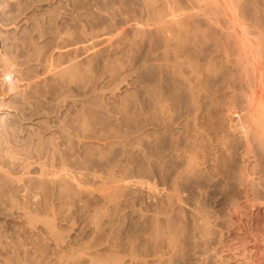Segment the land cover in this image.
<instances>
[{
	"label": "rangeland",
	"instance_id": "obj_1",
	"mask_svg": "<svg viewBox=\"0 0 264 264\" xmlns=\"http://www.w3.org/2000/svg\"><path fill=\"white\" fill-rule=\"evenodd\" d=\"M11 1V2H10ZM16 1H18V0H16ZM16 1H14V0H2V2H4L5 4H8V7L10 8V9H12V11H13V16H15L16 18V20L15 21H18V20H22L23 18H25V19H29V20H26V22H25V24H22L21 26H19V27H17V29H16V26L14 25V24H10V25H7V26H2L1 28L2 29H4V30H7V31H10V32H12L13 33V36H15L16 37V41L20 44V42H22L23 43V41H25L26 40V42H24L23 44H25L24 45V52H25V50H27L26 52H25V54H24V56H23V58H21V60L23 61V60H26L27 61V63H28V66H31L32 67V65H33V67L31 68V69H33L32 71H33V73L34 74H36V76H37V79L39 80V87H38V92H37V95H39V96H36V97H31L30 99H34V100H31L30 101V99H29V102L28 103H31V105H28L27 106V108H25V110L23 111V113H21L20 111H16L17 112V116H14L13 117V119H11L13 122H14V128H16L17 129V131H20L19 132V137H21V138H23V137H27V135H26V132H25V130L23 131V128L24 129H26L27 127H29V126H31L32 124H33V122L36 124V123H38V125L43 129V131H46V132H44V137H46L47 139H49L50 137H51V135H52V138L54 139V141L56 140V141H58L57 143L59 144L58 145V147H59V149L60 150H62V149H67V147H69L68 148V150H72L71 152H73L76 156H78V157H80V159L83 157L84 158V160H83V158L81 159V161H82V166H83V172L84 171H86L87 172V174L85 173V175H84V177L87 179H85L84 177V183H83V185H84V187H85V185H88V187H86L85 189H88L89 191H90V187H91V191L93 190V188L95 189V190H97V191H95V190H93L92 192L90 191V195L88 194V192L85 190V192H83V194H81L80 195V193H79V195L81 196H78L77 195V197H75V193H72V194H70L71 195V199H70V196H69V202H71L70 204H67V203H69V202H67L68 201V199L66 198V199H64V201H62V200H60L59 201V203H64L65 202V200H66V203L64 204V206H63V204L61 203V208L62 207H64V208H62L63 209V211L61 210V208H59L58 209V205H59V207H60V204H57L58 202L56 201V200H54V201H56V202H54V201H52V203H55V204H53L54 205V207H53V205H51L52 207H53V211H52V213L49 211V210H51L50 208H51V206H49L50 205V201L49 202H47V203H43L44 204V206H43V204L41 205V207H42V210L40 211L39 210V217L37 216L36 218H38L39 220L41 219V217L40 216H42L41 214L43 213V215L44 216H46L45 218H47V219H45L44 218V220H48V221H46V223L48 222V223H51L49 220H51V219H53V220H51L52 222L54 221L55 222V216H56V225L54 226L55 227V229H56V227L58 228V229H56V231H53V230H51V231H53V232H56V233H58V234H56V233H54V234H56L57 236H58V239H59V241L58 242H60V243H62V239L64 240L63 241V244L60 246V250H59V248L58 249H55L54 248V240L56 241V238L57 237H53L54 238V240L51 238V236H49V235H51V231H50V233H48L49 231H48V229L49 228H51L53 225H54V223H53V225H51V226H49L48 225V227H47V229H46V226H42V224H44L45 222H43L44 220H43V218H42V222L40 223V222H37V223H35L36 224V226L34 225V223H33V226L32 227H30L31 229V231H33V233H35L38 229L40 230V232H39V230L37 231V232H39V233H37V237H39L40 235V240H42V243L44 242V244H42L41 242H40V240L38 239L37 241L36 240H33V242L35 241V243H33V242H30V239L28 240V236H27V234L28 233H23V235H22V232H20V233H18L19 231H16V229H14L16 226H19V223H21L22 224V222H23V220L20 218L19 219V213L18 212H16L15 211V209L13 210V209H11V207H9L8 205H7V203H6V206H5V204H0L1 206H0V233H1V236H0V249H2V247L4 246L5 248H3L2 250H0L1 252H0V254L1 255H5V256H11L12 254H10V253H12L13 251V254L14 255H16L15 257H14V255L13 256H11L12 258L10 259L9 257H8V259H9V261L10 260H12V259H16L17 258V256L19 257H22V256H24V254L23 253H25L26 252V254H28V255H26L25 254V256L23 257V258H21V259H19V258H17L16 259V262H14L15 260H13V261H11V263H6L7 262V260H5L7 257H3V256H1L0 255V259H2V261H4L5 263H3L1 260V262H0V264L2 263V264H35L36 262H38V263H36V264H39V262L40 263H42V264H46V263H44V259H45V262H47V264L49 263V264H54V261H52V260H54V257H55V255H54V251H55V253L57 252L56 250H58V251H66L67 250V252L69 251V249L67 248L69 245H71L72 243H73V245H71V246H69V247H72V249L74 248L75 249V247H76V249H79L80 247V249H84V248H82V243L83 242H85V244L86 243H88V245H90V243L93 241L92 239L94 238V236L95 235H97V236H95V238H94V240L96 241V243H98L99 242V239H98V237H100V235L102 234L101 233V231L103 232V230L104 231H106L107 230V232H111V234H116V235H119L120 237H123L124 236V239L125 240H127L128 238H136V240L137 241H139V240H143V238H148L149 236H150V238H154V236L156 235V232H158V235L159 236H161L162 235V233H161V231L159 232V231H156L155 230V228H154V224L152 223L153 222V220H151L152 218H154V212L155 211H157L158 212V210H160L161 212H158V214H160V215H158V216H162L161 218H168V220H167V225L169 226L170 225V227H171V224L173 225V227H178V225H177V223H178V221H179V219L181 220V218H182V220L184 219V222H185V228H186V232L184 231L183 232V234L184 233H186V234H184V236H183V234H182V238H181V234L180 235H175V241L177 240L178 242H176V243H178L177 245H180V243H182L181 244V246H179L178 248H179V250H176V251H174V252H172V251H168V249L166 250V252H168V253H166L164 256H162V263L163 264H254V263H256V264H264V205L263 204H261V202H259L260 200H261V196L259 197L258 195V191L257 190H261V186H264V156L263 155H261L260 153H258L255 149L253 150V147L251 148V150L252 151H254V152H251L248 156H246L245 158H246V160H248L247 162H245L246 164H247V168H248V170H250L252 167V172H254V175H256V176H254V175H252V176H254L253 178H251L252 176H250V178L248 177V179H244V184H246L247 183V180L249 181V184H248V186L247 187H245L247 190H244L245 188L244 187H240V189H239V193H241L240 191H242V193L241 194H239V193H237L238 194V196H239V198H238V196L236 197L237 198V200H235V201H233L232 203L230 202V201H228L226 198H224V199H226V200H224L223 198H222V196L221 195H219V193H218V191H217V187L216 188H212V187H214V185L216 184V183H220V185L222 184V182H224L223 180H222V177L220 176V178H215L214 176H213V174H214V172H212V170L209 168V166H208V162H207V160H205V159H203V158H199V159H203L204 160V162H203V160H199L198 159V163H200L199 161H201V163L200 164H197L198 166H200V167H202V168H199L201 171H200V173H199V171H197V173H199L198 174V177L199 178H197V179H199L198 181H196L195 179H196V177H197V173L196 174H194V175H190V177L189 176H186V177H184V179H183V176H181L182 175V172H184V164H182V162H183V157H182V153H183V150H184V144L186 143V140H180L181 139V136H182V134H181V132L182 133H185V134H187V133H198L199 132V134H200V136L198 135V140H197V146L199 145V144H202V149L201 148H199V153L201 154L202 153V151H206V150H208V148H210V146L208 147V148H206L205 146H203V142L205 141V140H208L209 138H215V139H213V140H216V138L218 139V137L220 138H222V139H219L220 141H216L217 142V144H215V145H217V146H219V145H221V146H219V147H217V148H225L226 146H228L227 144H231V145H233V143H235L233 146H240L239 144H238V142H237V140H235L236 138L237 139H241L240 140V142L242 143L243 141H244V139H242V138H240L239 137V133L238 132H241V131H239V130H241L242 128L241 127H244V125L246 126L248 123H249V120H247V119H249V116H248V114L244 111V110H242V105L241 104H243L242 102V97L241 96H239V94H237V93H241V87H240V84L238 83L239 81H238V79H235V80H233L234 82H236L237 81V83H233V87L231 88L233 91H235L236 90V92H233L231 89V93L233 94L234 93V95H236L235 97H234V95H233V97H232V107H226L227 106V103L228 102H226V100L228 99H224L223 101H221V103H219V105H218V107H220V108H217V109H212V108H210L209 107V105H203L202 106V108H201V110H202V112H201V110H200V112L198 111V122H197V128L196 127H194V125L192 126V124H193V120H192V116H191V118H190V113L193 115L194 114V112L192 113V112H190L189 111V113L188 112H185V111H187L186 109H185V107H186V103L185 104H183V102H178L177 103V106L178 107H176L175 108V110H174V112H173V116H174V118L176 117L177 118V116H178V120L176 119V121H175V125H172L171 124V127H170V124H164L163 122H164V120H163V118L162 117H160L161 115L160 114H158V112L157 111H155V110H153V109H151L149 106H150V93H147V92H149L150 90V86L151 85H157V84H159L160 83V78L162 77L161 75H160V68H158V67H156L159 63H152V62H159V61H157L158 60V52L157 51H155V49L157 50V47L156 46H158V44L156 43V39H154V41L152 40L151 41V39L153 38H151L150 39V36L147 34L146 35V33H142L141 32V30L143 31V30H145L146 28V26H149L148 25V23L151 21V20H147L148 18H150V16L148 15L149 13H147V11H148V9H147V7H146V1L147 0H142V2L140 1V0H138L139 2H140V4H139V2H137V0H73V2H72V0H62V2H61V0H19L18 2H16ZM27 1H28V4H27ZM32 1V2H31ZM82 1V2H81ZM107 1V2H106ZM120 3H119V2ZM149 1V0H148ZM147 1V2H148ZM167 2H169V1H171V5H173V6H175V1H177V0H166ZM173 1V2H172ZM181 3H178V1H177V6L178 7H180L181 9H182V7L181 6H179L180 4H182V6H183V8H185V9H187V7H188V4L189 3H191V0H179ZM233 1V0H232ZM237 1H240V4H238L237 3ZM245 0H234L233 2H234V4H235V6H236V8H237V10L239 9V11L241 12V13H239L238 11V14L240 15H242L243 14V16L241 17V15H240V18H242L241 19V22L244 24V26H246V27H249L252 31H256V30H258L259 31V34H258V31H256V32H254V34H253V37H255V36H258V35H261V36H263L261 33L263 32L262 31V28H264V0H248V1H246L247 3H245L244 2ZM257 1V2H256ZM263 1V2H262ZM44 2V3H43ZM93 2V3H92ZM102 2V3H101ZM104 2H105V4H104ZM189 2V3H188ZM242 2V3H241ZM245 4H244V3ZM249 2H250V4H249ZM262 2V3H261ZM17 3V4H16ZM33 3V4H32ZM34 3H35V5H34ZM39 3V4H38ZM61 3V4H60ZM74 3H75V5H74ZM107 3V4H106ZM112 3L114 4L112 7H111V5H112ZM144 4V6H143V4ZM172 3H174V4H172ZM184 3V4H183ZM236 3L238 4V5H236ZM47 4V5H46ZM66 4V5H65ZM76 4H78V5H76ZM137 4V5H136ZM142 4V5H141ZM186 4V5H185ZM250 5V7H249V5ZM252 4L255 6V5H257V6H255V7H252ZM19 5V6H18ZM21 5H22V7H21ZM24 5L26 6V5H28V6H26V7H24ZM57 5V6H56ZM63 5H64V7H63ZM106 5V6H105ZM107 5H109V7H107ZM120 7H119V6ZM122 5V6H121ZM239 5H240V7H239ZM244 5V6H243ZM263 6V8L262 7H260V6ZM31 6V7H30ZM72 6H73V8H72ZM140 6H142L141 7V9H143L144 11H146V12H142L141 11V9H140ZM241 6H243V8L241 7ZM18 7V8H17ZM24 7V8H23ZM39 7V8H38ZM71 7V8H70ZM89 7V8H88ZM93 7V8H92ZM105 7H107V9H114L113 11L115 12L116 10V14L114 15V14H112V10H107ZM114 7V8H113ZM118 7V8H117ZM22 8V9H21ZM31 8V9H30ZM32 8H33V10H35V11H33L32 10ZM36 8H37V10H36ZM45 8H46V10H45ZM85 8H87V9H85ZM103 8H105V9H103ZM121 8V9H120ZM147 10H146V9ZM241 8V9H240ZM248 10H247V9ZM254 8H256V9H254ZM257 8H259V12L257 11V12H255V10H257ZM18 11H17V10ZM27 9V10H26ZM29 9V10H28ZM39 9V10H38ZM48 9V10H47ZM57 9V10H56ZM92 9V10H91ZM252 9V10H251ZM263 9V10H262ZM45 10V11H44ZM61 10V11H60ZM103 10H106V11H103ZM135 10H136V12H135ZM250 10V11H249ZM20 11V12H19ZM28 11H29V13H28ZM46 11H48V12H46ZM51 11V12H50ZM64 11V12H63ZM81 11V12H80ZM98 13H97V12ZM101 11L103 12V15H102V13H101ZM107 11H109V12H107ZM245 11V12H244ZM249 11V12H248ZM254 11V13H252ZM261 11H263V12H261ZM14 12H15V15H14ZM37 12V13H36ZM62 12V13H61ZM67 12V13H66ZM100 12V13H99ZM123 12V13H122ZM244 12V13H243ZM260 12H261V14H260ZM24 13V14H23ZM27 13V14H26ZM33 13H34V15H33ZM41 13H43L42 15H41ZM45 13V14H44ZM53 13V14H52ZM64 13V16L63 15H61V14H63ZM74 13H75V15H74ZM96 13H97V15H96ZM107 13H109V14H107ZM121 13V14H120ZM142 13V14H141ZM144 13V14H143ZM247 13V14H246ZM257 13H259L260 15H262V16H260V18L262 17L263 19H260L262 22L260 23L259 21H258V19H259V14H257ZM47 14H49V15H47ZM68 14V15H67ZM98 14H101L100 16H102V17H99V19H98ZM105 14H107V15H109L110 16V18H112L111 20L109 19V16H107V15H105ZM111 14H112V17H111ZM117 14H119V15H117ZM122 14H124L125 15V17H124V15H122ZM128 14V15H127ZM148 16H147V15ZM252 14V15H251ZM257 14V16L255 17L254 15H256ZM17 15V16H16ZM22 15H24V16H22ZM27 15V16H26ZM51 15V16H50ZM52 15H54V16H52ZM66 15H67V17H66ZM70 15V16H69ZM93 15V16H92ZM141 15H143L142 17H141ZM250 15V16H249ZM20 18H19V17ZM47 16V17H46ZM62 16V17H61ZM94 16H96L95 18H94ZM104 16L106 17L107 16V18H104ZM114 16L117 18L116 20H114ZM120 16H123V17H120ZM146 16H147V18H146ZM246 16V17H245ZM249 16V17H248ZM28 17H31V18H28ZM35 17V18H34ZM38 17H39V19H38ZM41 17H43V18H41ZM49 17V18H48ZM51 17H53V18H51ZM57 17H58V20H56L57 19ZM65 17H66V19H65ZM71 17V18H70ZM93 17V18H92ZM34 18V19H33ZM47 20H46V19ZM51 18V19H50ZM76 18V19H75ZM101 18V19H100ZM123 20H121V19ZM125 18V19H124ZM128 18V20H126ZM139 19V21H142V24L139 22V24H138V22H136V21H138V20H136V19ZM147 20H145V19ZM243 18L245 19L244 21H243ZM248 18V19H247ZM255 18H257L256 19V22H255V20H253V19ZM30 19H32V20H30ZM40 19H43V21H40ZM62 19H64L63 20V22L61 21ZM90 19H91V22H90ZM97 19V20H96ZM103 19V20H102ZM105 19V20H104ZM251 19V20H250ZM34 20H36L35 22H34ZM38 20V21H37ZM48 20H49V22H51L52 21V23H48ZM72 22H71V21ZM81 22H80V21ZM102 20V21H101ZM111 22H110V21ZM113 20L114 21H116V22H114L113 23ZM129 20H133V22L132 21H130L129 22ZM135 20V21H134ZM31 21V22H30ZM56 21V22H55ZM67 22V24L69 25V27H68V29H67V24L65 23V22ZM70 21V22H69ZM73 21H75V22H73ZM104 21H106V22H104ZM107 21H109V23H110V25H107V27H110L111 25H112V27H110V28H106V23H107ZM126 21V22H125ZM127 21H128V24H130L129 26L128 25H126V23H127ZM144 21H146V22H148L147 24H146V22H144ZM252 21V22H251ZM257 21H258V23H257ZM60 22H62V23H60ZM89 22V23H88ZM94 22V23H93ZM104 22V23H103ZM125 23V25H124V23ZM132 22V23H131ZM134 22H136V25L135 24H133ZM143 22H144V24H146V26H144V24H143ZM152 22V21H151ZM150 22V23H151ZM248 23V24H246V23ZM254 22V23H253ZM36 23V24H35ZM38 23H39V25H38ZM43 23V24H42ZM46 23V24H45ZM53 23H54V25H53ZM55 23H56V25H55ZM59 23V24H58ZM70 23H73L72 25H70ZM76 23V24H75ZM78 23H79V26H78ZM112 23V24H111ZM149 23V24H150ZM256 23H257V27H256ZM260 23V24H259ZM51 24V25H50ZM61 24V25H60ZM93 24V25H92ZM96 24V25H95ZM114 24V25H113ZM255 24V25H254ZM53 25V26H52ZM58 25H59V28L61 27V26H63V27H61L60 29L58 28ZM76 25V26H75ZM82 25V26H81ZM86 25V26H85ZM124 25V26H123ZM134 25V26H133ZM140 25H143V26H141V27H143L142 29L141 28H139L140 27ZM254 25V26H253ZM258 25L259 26H261L262 25V28H260V27H258ZM8 26H10L11 28H8ZM14 26V27H13ZM38 26H40V27H38ZM42 26H43V28H42ZM45 26V27H44ZM48 26V27H47ZM51 26V27H50ZM55 26H56V29H57V31H56V29L55 30H52L51 32H49L51 29H54L55 28ZM65 26V27H64ZM71 26V27H70ZM84 26V27H83ZM90 26V27H89ZM97 26V27H96ZM99 26V27H98ZM119 26V27H118ZM131 26H132V28H131ZM135 26H137L136 27V29H133ZM253 26V27H252ZM7 27V28H6ZM37 27V28H36ZM77 27V28H76ZM83 27V28H82ZM254 29H256V30H253L252 28ZM26 28V29H25ZM39 28H41L39 31H38V29ZM62 28H64V29H62ZM71 28H73V30L71 29ZM85 28V29H84ZM100 28H101V30H102V32H101V30H100ZM104 28H106V29H109V30H106V29H104ZM111 28H112V30L114 29V31L112 32L111 31ZM119 28V29H118ZM121 28H124V29H126V30H122L121 31ZM131 28V29H130ZM137 28H139V30L137 29ZM258 28H260V29H258ZM13 29V30H12ZM36 29V30H35ZM43 29V30H42ZM65 29L67 30V31H65ZM115 29H116V31H115ZM72 32H71V31ZM81 30V31H80ZM86 30V31H85ZM89 30V31H88ZM91 30H92V32H91ZM98 30V31H97ZM103 30H104V32H103ZM117 30H118V32L120 33V32H122L121 34H125V37L127 38V37H132V38H130L131 39V41L132 40H136V38H135V33H133V32H138V33H136V36L137 35H139V31H140V34H141V36L139 35V37H141L142 38V40L139 38V40H134L135 41V43H137V45L135 44V43H133V41L131 42H127V43H129V44H126V42H123V40H124V35H123V40L121 41L120 39H119V37L122 39V35L121 34H119L118 32H117ZM120 30V31H119ZM134 30V31H133ZM135 30H137V31H135ZM40 31H42L43 33V35H40L41 34V32ZM55 31V32H54ZM59 31V32H58ZM64 31L65 32H68V35H67V33H64ZM70 31V32H69ZM74 31V32H73ZM76 31V32H75ZM83 31V32H82ZM93 31H94V33L96 34V36H94V33H93ZM97 31V32H96ZM110 31H111V33H114V34H111L110 33ZM126 33H125V32ZM28 32V33H27ZM32 32H34L33 34H32ZM36 32V33H35ZM38 32H40V34L38 33ZM116 32V33H115ZM46 33V34H45ZM54 33H56L55 35H51V34H54ZM59 33V34H58ZM74 33V34H73ZM81 33V34H80ZM84 33V34H83ZM91 35H90V34ZM92 33H93V35H92ZM97 33H98V36H97ZM118 33V34H117ZM18 34V35H17ZM26 34V35H25ZM60 34H61V36H60ZM67 35V37H66V35ZM78 36H77V35ZM116 34H117V36H118V38H117V40L116 39H114V37H116ZM127 34V35H126ZM132 34V35H131ZM133 34H134V37H133ZM258 34V35H257ZM31 35V36H30ZM44 35H46V36H48V38L47 37H45V38H43L44 37ZM63 35H65V36H63ZM77 37H75V36ZM81 35V36H80ZM129 35V36H128ZM146 35V38L144 37ZM19 36V37H18ZM26 36V37H25ZM30 36V37H29ZM40 36H42V37H40ZM69 36V37H68ZM70 36H72V37H70ZM87 36V37H86ZM92 36V38H90ZM99 36H100V38H101V41H100V38H99ZM107 36V37H106ZM110 36V37H109ZM111 36H113V37H111ZM144 38H143V37ZM147 36H148V38H147ZM25 37V38H24ZM40 37V38H39ZM56 37H57V40H56ZM62 37V38H61ZM94 37H95V39H94ZM97 37V38H96ZM104 38V40H103V38ZM264 37V36H263ZM260 38V36H259V38L260 39H264V38ZM23 38V39H22ZM40 39V41L38 42V40L37 39ZM42 38V39H41ZM61 38V39H60ZM65 38H67V39H64ZM68 38H69V40H68ZM72 38H74L75 39V41L76 42H74V44H73V41H74V39L72 40ZM83 38V39H82ZM105 38H109V40H107V39H105ZM126 38H125V40H126ZM128 38V39H129ZM258 38V37H257ZM21 39V40H20ZM63 40V41H66L65 42V45H64V42L62 43L61 41H58V40ZM78 39H80V41H77ZM92 39V41H90ZM115 41H114V40ZM119 39V40H118ZM150 39V40H149ZM42 40H44V41H42ZM72 40V41H71ZM81 40H83V42L81 41ZM87 40V41H86ZM93 40H94V42H93ZM111 40H113V42L111 41ZM124 40V41H125ZM149 40V41H148ZM10 41L12 42V41H14V39H10ZM106 42L107 41V43H110V41L112 42V44L110 43V45L109 44H107V43H105L104 44V42ZM116 41H118V42H116ZM119 41H121L120 42V44H123V45H125V47L123 48V46L121 45V49H120V51L118 52V48H120V44H119ZM127 41H129V40H127ZM150 41L152 42V43H150ZM158 41V40H157ZM259 41H262V43H264L263 42V40H259ZM36 42V43H35ZM42 42V43H41ZM50 44H49V43ZM54 42V43H53ZM56 42V43H55ZM63 45H61L60 43ZM68 42V43H67ZM70 42V43H69ZM80 42V43H79ZM85 42H86V44H85ZM103 42V43H102ZM123 42V43H122ZM141 42V43H140ZM143 42V43H142ZM28 43V44H27ZM29 43H31V44H29ZM32 43H34V44H32ZM46 43H48L47 45H46ZM83 43L85 44V45H83ZM88 43V44H87ZM97 43V44H96ZM117 43V44H116ZM130 43L132 44V49L133 50H130L131 49V46H129L130 45ZM152 45H154L155 43V45H154V48H153V45L151 46L150 44ZM261 43V42H260ZM41 45V47H43V48H41L40 47V45ZM53 44V45H52ZM70 44V45H69ZM75 45V47H76V49H75V47L73 46V45ZM78 44V45H77ZM81 44V45H80ZM92 44H95V45H92ZM103 44V45H102ZM117 45V46H119V47H117V46H115V45ZM148 44V45H147ZM29 45V46H28ZM38 45V47H36ZM44 45V46H43ZM46 45V46H45ZM52 45V47H49V46H51ZM58 45V46H57ZM82 45H83V47H82ZM135 45L136 46H138V47H136V49H134L135 48ZM151 47H150V46ZM27 46H28V48H27ZM33 46V47H32ZM35 46V47H34ZM54 46H56V47H54ZM59 46L60 47H62V48H59ZM72 46H73V48H72ZM78 46V47H77ZM86 46V48H84ZM104 46V47H103ZM112 46H114V48H111ZM133 46H134V48H133ZM30 47V48H29ZM53 47H54V49H53ZM69 49H67V48ZM70 47H71V49L72 50H70ZM88 47V48H87ZM95 47V48H94ZM107 47V48H106ZM129 47V48H128ZM156 47V48H155ZM27 48V49H26ZM32 48H34L33 50H32ZM40 48V49H39ZM67 49V52H66V49ZM77 48H78V50H77ZM111 50H110V49ZM126 48H128V49H126ZM153 48V49H152ZM263 48H264V45H263ZM42 49H43V52H41L42 51ZM48 49V50H47ZM55 49H57V52L59 51V50H62V49H64V50H62L63 52H61V51H59L58 52V54H57V52H56V50ZM59 49V50H58ZM74 49V50H73ZM88 49V50H87ZM96 49H98L97 51H96ZM114 49H115V51H114ZM118 49V50H117ZM122 49H123V52H122ZM152 49V50H151ZM35 50H38V51H40L41 53V55L39 54V57H36V54H38L37 53V51H35ZM51 50V51H50ZM55 50V51H54ZM81 50V51H80ZM85 50V51H84ZM101 50H106V51H101ZM146 50H148V51H146ZM54 51V52H53ZM69 51V52H68ZM84 51V52H83ZM127 53H125V52ZM132 53H131V52ZM150 51V52H149ZM27 52H29V53H27ZM45 52H47V53H45ZM48 52H50V53H52L51 55H50V53H48ZM60 52H61V54H60ZM71 52V53H70ZM74 52H76V53H74ZM99 52V53H98ZM107 52H109V53H107ZM114 52V53H113ZM134 52H135V54H134ZM148 52V53H147ZM151 52H152V54H156L157 56H154V55H151ZM155 52V53H154ZM263 52H264V49H263ZM43 53V54H42ZM64 54V56H63V54ZM84 53H86L85 54V56H84ZM88 53V54H87ZM94 53V54H93ZM111 53H112V55H111ZM117 53V54H116ZM129 53H130V55H129ZM28 55V57L31 59V60H29L28 59V57H27V55ZM32 54V55H31ZM71 54V55H70ZM74 54H76V55H78L77 57H76V55H74ZM133 54V55H132ZM47 55H48V57H47ZM60 56V57H58V58H56L57 56ZM73 55H74V57H76L74 60L72 59V57H73ZM100 55V56H99ZM111 55V56H110ZM119 55H121V59H118V58H116V57H118ZM33 58H32V57ZM42 56V57H41ZM49 56H51V57H49ZM52 56H54V57H52ZM92 56V57H91ZM94 56H95V58H94ZM98 56V57H97ZM111 58H110V57ZM124 56V57H123ZM126 56V57H125ZM24 57L26 58V59H24ZM134 59H133V58ZM136 57V58H135ZM153 57V58H152ZM51 58V59H50ZM55 58V59H54ZM68 58H69V60H68ZM71 58V59H70ZM80 58V59H79ZM85 58H88V59H86L87 61L89 60V62H87V61H85ZM102 58V59H101ZM117 60H116V59ZM123 58V59H122ZM155 58H156V60H155ZM38 61H37V60ZM58 59H60V60H58ZM79 59V60H78ZM105 59H107V60H105ZM111 59H113V63H111L112 61H111ZM149 59V60H148ZM47 60H48V63H47V65H46V67H47V69H50L54 64H56V67H57V69H55V70H57V74H56V76H55V78H54V76H53V78H51L52 76V74L51 73H53L54 74V72H52L53 70L51 69L50 71L48 70V73L46 72L47 71V69H45V72L43 71V72H41L42 70H43V68H46L45 66H44V63H46L47 62ZM51 60V61H50ZM54 62H53V61ZM56 60H57V62H58V64L56 63ZM64 60H66V61H64ZM70 60H72L71 61V64L69 63L70 62ZM76 60V61H75ZM94 60V61H93ZM116 60V61H115ZM119 60H120V63L121 62H125L124 64H120L121 66L123 65L124 67H121V66H118L119 65V63H117V62H119ZM130 60V61H129ZM144 60V61H143ZM150 60L152 61V62H150ZM30 61V62H29ZM36 61V62H35ZM43 61V62H42ZM44 61H46V62H44ZM106 61V62H105ZM107 61H109V63H107ZM111 61V62H110ZM140 61V62H139ZM143 61V63H141ZM202 61H203V63H204V67H207V66H209V69L211 70V71H207V70H203L206 74H209V75H207V76H213V74L214 75H216V76H219L220 75V73H221V69H223V68H221V66L219 65V63H216V65L217 66H215L214 64H210V65H208V64H205V62H204V60L202 59ZM202 61H201V64H202ZM32 62V63H31ZM35 62V63H34ZM37 62H39V63H37ZM42 62V63H41ZM49 62H51V63H53L52 64V66L50 67V63ZM60 62H62L61 64H60ZM66 62H67V64H66ZM74 62V63H73ZM77 62V63H76ZM79 62H81V63H79ZM86 62H87V64H86ZM104 62L106 63V65H104ZM128 62V63H127ZM64 63V64H63ZM88 63H90L89 64V66H90V69L88 68L89 66H87L86 67V65H88ZM97 63V64H96ZM131 63H133V64H131ZM149 63V64H148ZM263 63H264V59H263ZM64 66H63V65ZM66 64V65H65ZM74 64H76L75 65V67H77L76 69H78V70H76L75 69V67L74 68H72L73 70H74V74H75V76L76 77H74V75H73V70L70 68V67H73L74 66ZM81 64V65H80ZM84 64H86V65H84ZM113 65L114 64V66H112V68L111 67H109V65ZM128 64V65H127ZM147 64V65H146ZM151 64H153L154 66L152 67V65ZM156 64V65H155ZM61 68L62 66V69L63 70H60V71H62V72H65V73H63V75L64 76H61L60 75V71H59V73H58V69H59V67ZM60 65H62V66H60ZM68 65H71V66H68ZM73 65V66H72ZM144 65V66H143ZM146 65V66H145ZM37 66H38V68H37ZM42 66V67H41ZM44 66V67H43ZM48 66L50 67V68H48ZM67 66L69 67V70L68 71H72V72H70V74H69V72H68V74L66 73V71L65 70H67V69H65L64 70V68H67ZM84 68H83V67ZM97 66V67H96ZM104 66H105V68L106 69H104ZM127 66H129V67H127ZM131 66L133 67V68H131ZM152 68H151V67ZM211 66H212V68H211ZM216 67V71H214L215 70V68L214 67ZM24 67V66H23ZM39 67L40 68H42V70L41 69H39ZM81 67H82V69H81ZM113 67H114V69H113ZM118 69H117V68ZM143 67V68H142ZM147 67V68H146ZM150 69H149V68ZM263 67H264V64H263ZM54 68H55V65H54ZM86 68H88V69H86ZM98 68V69H97ZM117 70H116V69ZM120 68L122 69V70H120ZM123 68H126V69H124L123 70ZM154 68H156V69H154ZM37 69V70H36ZM110 69V70H109ZM112 69V70H111ZM146 69V70H145ZM154 69V70H153ZM218 69V70H217ZM37 72H36V71ZM41 70V71H40ZM85 70V71H84ZM93 70V71H92ZM126 70V71H125ZM145 72H144V71ZM212 70H213V72H212ZM263 70H264V68H263ZM75 71H77V72H75ZM107 71V74L105 73ZM117 71V72H116ZM119 71V72H118ZM121 71V72H120ZM129 73H128V72ZM135 73H134V72ZM154 71H156V73H158V75H155V83L154 82H151L150 83V73H152V72H154ZM220 71V72H219ZM56 72V71H55ZM81 72V73H80ZM86 72V73H85ZM96 72V73H95ZM116 72V73H115ZM123 72V73H122ZM147 72V73H146ZM149 72V73H148ZM208 72V73H207ZM216 72V73H215ZM262 72H264V71H262ZM38 73V74H37ZM40 73V74H39ZM51 74L50 76L49 75H47V74ZM77 73V74H76ZM79 73V74H78ZM90 73H91V75H90ZM93 73H94V75H93ZM102 73H103V75H102ZM110 73V74H109ZM111 73H114V74H111ZM119 73H120V75H119ZM124 73H128L129 75L128 76H126V74L124 75ZM145 73V74H144ZM213 73V74H212ZM219 73V74H218ZM44 74V76H45V74H46V78L45 79H43L44 78V76H42ZM62 74V73H61ZM81 74L83 75V77H80L81 76ZM87 74V75H86ZM149 74V75H148ZM212 74V75H211ZM262 74H264V73H262ZM60 75V76H59ZM68 75L69 76H71L72 77V75H73V77H74V80L73 79H70L69 77H68ZM93 75V76H92ZM101 75L103 76V77H101ZM106 75V76H105ZM111 75H112V77L113 78H111ZM116 77V78H114V76ZM147 75V76H146ZM236 75V74H235ZM41 76L43 77L42 79L45 81V84H44V81L41 79ZM66 76V77H65ZM122 76V77H121ZM161 76V77H160ZM58 77V78H57ZM65 78V80H63L62 81V79L63 78ZM72 77V78H73ZM91 77V78H90ZM93 77V78H92ZM119 77V78H118ZM124 77H125V79H126V81H123L122 79H124ZM127 77V78H126ZM144 77V78H143ZM237 76H235V78H236ZM40 78V79H39ZM60 78V79H59ZM67 78V79H66ZM78 79V80H76V79ZM82 78V79H81ZM83 78H84V80H83ZM86 78V79H85ZM94 78H96V79H94ZM112 79V80H109V79ZM120 78H122V79H120ZM133 78V79H132ZM149 78V79H148ZM210 78V77H209ZM262 78H263V80H262V82H263V86H262V90L264 89V75H262ZM53 79V80H52ZM57 80V81H55V80ZM59 79V80H58ZM68 79H70V82H69V80ZM114 79V80H113ZM124 79V80H125ZM41 80V81H40ZM51 80V81H50ZM86 80V81H85ZM90 80V81H89ZM94 80V81H93ZM106 80V81H105ZM120 80L122 81V82H120ZM139 82H138V81ZM142 80H143V82H142ZM157 80V81H156ZM48 81H49V83H48ZM53 81H55V83L56 82H58V83H54ZM66 81H68L69 82V84H68V82H66ZM72 81H74V82H76V81H78V83L76 82V84L74 83V82H72ZM82 81V82H81ZM85 81V82H84ZM93 81V82H92ZM104 81V82H103ZM114 81V82H113ZM132 81L134 82V83H132ZM141 81V82H140ZM232 81V82H233ZM47 82V83H46ZM50 82H51V84H50ZM62 83V85H60V83ZM83 84H81V83ZM84 82V83H83ZM86 82H88V83H86ZM102 82V83H101ZM112 82V83H111ZM122 84V85H120V83ZM125 82V83H124ZM126 82H127V84H126ZM52 83L54 84V85H52ZM64 83H66V85L64 84ZM117 83H119V88H121V89H119L118 88V86H117V88H115L114 86H116V84ZM129 83H131V84H129ZM143 83V84H142ZM145 83V84H144ZM148 83V84H147ZM46 84H47V88L45 87L46 86ZM68 84V85H67ZM78 84V85H77ZM84 84L86 85V86H88V87H85L84 86ZM100 84V85H99ZM115 84V85H114ZM50 85H51V87H50ZM58 85V86H57ZM59 85H60V87H62V88H59ZM64 85V86H63ZM80 85V86H79ZM95 85V86H94ZM101 85H102V87H101ZM118 85V84H117ZM141 85V86H140ZM44 88H43V87ZM56 86H57V88H56ZM113 86V88L114 89H117V90H114L113 88H111ZM128 86V87H127ZM131 86V87H130ZM136 86H138V87H136ZM179 86H181V85H179ZM49 87V88H48ZM63 87H64V89H63ZM77 87V88H76ZM82 87V88H81ZM136 87V88H135ZM40 88V89H39ZM84 88H87V89H85V91L83 90ZM111 88V89H110ZM143 88H144V90H145V92H144V90H143ZM179 88L182 90V92L179 90ZM178 88V90H177V99H181V97H184V95H185V92H186V90H185V86L183 85V89H182V86L181 87H179ZM235 88V89H234ZM240 88V89H239ZM43 89V90H42ZM47 89V90H46ZM69 89H70V91H69ZM101 89V90H100ZM106 89H109V90H106ZM139 89V90H138ZM41 92H40V91ZM51 90H52V92H51ZM55 90V91H54ZM62 92H61V91ZM63 90L66 92H63ZM92 90V91H91ZM112 90H114V91H112ZM126 90V91H125ZM128 90V91H127ZM142 90V91H141ZM45 91L47 92L46 94H45ZM48 91H49V95H48ZM73 91V92H72ZM81 91V92H80ZM91 91V92H90ZM100 92V93H97V92ZM105 91V92H104ZM107 91V92H106ZM133 91V92H132ZM178 91H180V92H178ZM227 91H229V90H227ZM59 92H61V93H59ZM95 92V93H94ZM142 92H143V94H142ZM64 93V94H63ZM94 93V97H93V94ZM125 93V94H124ZM130 93V94H129ZM141 93V94H140ZM59 94V95H58ZM62 94H63V96H62ZM65 94H67V95H65ZM70 94V95H69ZM84 94V95H83ZM119 94V95H118ZM128 94V95H127ZM135 94V95H134ZM144 94H145V96H144ZM149 94V95H148ZM179 94H181V97L179 96ZM184 94V95H183ZM187 94V93H186ZM242 94V93H241ZM240 94V95H241ZM262 94L264 95V90L262 91ZM41 95V96H40ZM83 95V96H82ZM115 95V96H114ZM123 95V96H122ZM130 95V96H129ZM134 95V96H133ZM183 95V96H182ZM45 96V97H44ZM56 96H57V98H56ZM65 96V97H64ZM70 96V97H69ZM74 96V97H73ZM77 96H79V97H77ZM86 96V97H85ZM89 96V97H88ZM96 96V97H95ZM102 96V97H101ZM117 96V97H116ZM119 96V97H118ZM179 96V97H178ZM187 95H185V97H186ZM237 96H239V97H237ZM48 97V98H47ZM59 97H60V100H59ZM62 97H64L63 98V102L61 101L62 99ZM75 97H76V99H75ZM126 97H128V98H126ZM147 97V98H146ZM237 97V98H236ZM241 97V98H240ZM38 99V100H36V99ZM68 98V99H67ZM70 98V99H69ZM73 98H74V100H73ZM80 99V100H78V99ZM83 100H82V99ZM92 98H94V100L93 101H91L92 100ZM97 99V101H96V99ZM101 98V99H100ZM111 98V99H110ZM113 98V99H112ZM129 98H131L130 100H129ZM239 98V99H238ZM51 99V100H50ZM91 99V100H90ZM263 99H264V96H263ZM46 100V102H42V101H45ZM52 100H53V102H52ZM69 100V101H68ZM78 100V101H77ZM86 100V101H85ZM106 100V101H105ZM34 101H37V102H34ZM49 101V102H48ZM65 101V102H64ZM67 101V102H66ZM91 101V102H90ZM122 101V102H121ZM126 102V104L124 103V102ZM135 101V102H134ZM241 101V102H240ZM264 101V100H263ZM34 102V105L32 104ZM62 102V103H61ZM85 102H89V105L87 106V104L85 103ZM93 102H94V104H93ZM114 102V103H113ZM116 102H118V103H116ZM145 102V103H144ZM185 102H186V100H185ZM43 103H45L46 104V106H45V104H43ZM50 103H52V105L50 104ZM55 103V104H54ZM58 103V104H57ZM65 103V104H64ZM68 103V104H67ZM92 103V104H91ZM99 103H103L104 105H105V109H104V105L102 104H100V106H101V108L100 107H97V105L96 104H98V106H99ZM110 103V104H109ZM136 103V104H135ZM147 103V104H146ZM181 103V104H180ZM224 103V104H223ZM241 103V104H240ZM39 104H41V105H39ZM60 104H62V105H60ZM73 104V105H72ZM115 104H116V106H115ZM123 104H125L126 106H124ZM180 106H179V105ZM264 104V103H263ZM33 105V106H32ZM37 107H36V106ZM42 105H44V106H42ZM49 105L51 106L50 108H49ZM84 107H82V106ZM90 105H92V107H94L93 105H95V107H97V108H99V109H97V110H93L92 109V107L90 106ZM131 105V106H130ZM182 105V106H181ZM226 105V106H225ZM230 104H228V106H231ZM234 105H236L235 107H234ZM29 106H31L33 109L32 110H34V111H31L30 109H31V107H29ZM38 106H39V108H38ZM62 106V107H61ZM68 106V107H67ZM80 106V107H79ZM89 106H90V110H89ZM111 106V107H110ZM112 106H113V108H112ZM123 106V107H122ZM183 106H184V108H183ZM206 106V107H205ZM209 108H208V107ZM36 107V108H35ZM42 107V108H41ZM55 107V108H54ZM83 109H85L86 107L88 108V110H89V112H88V110H87V113H85L84 111L85 110H83ZM107 107H109V108H107ZM179 107H181V108H179ZM28 108H30L29 110H27ZM35 108V109H34ZM49 108V109H48ZM74 108V109H73ZM132 110H131V109ZM146 108V109H145ZM226 108H229V109H227V111L229 110L230 111V113H229V111L227 112L226 111ZM233 110H232V109ZM238 108V109H237ZM43 109H44V112H43V114H40L41 113V111H43ZM52 109V110H51ZM56 109H58V110H60V111H58V110H56ZM67 111H66V110ZM78 109V110H77ZM80 109H82L83 110V113H82V111H79ZM135 111H134V110ZM152 111H155L154 113H155V115H153L154 113H153V111H152V113L153 114H150L151 112H150V110ZM180 109V110H179ZM184 109V110H183ZM210 109V110H209ZM214 110V111H212V110ZM12 110H14V109H8V111H10L11 113H13L14 111H12ZM54 110H55V112H54ZM91 110H92V112H94V111H96V112H94V113H92L91 114ZM101 110V111H100ZM112 110V111H111ZM122 110V111H121ZM126 110V111H125ZM177 110V111H176ZM183 110V111H182ZM219 110H221V112L219 111ZM240 110V111H239ZM2 111H6V109H4V110H2ZM27 111V112H26ZM72 111V112H71ZM105 111L106 112H109V113H105ZM111 111V112H110ZM121 111V112H120ZM130 111H131V114H130ZM175 111L176 112H178V114H176L175 113ZM179 111H180V113H179ZM209 111V112H208ZM226 111L227 113H224V112ZM234 111V113L235 114H232V112ZM19 112V113H18ZM35 112H37V113H34ZM39 112V113H38ZM50 112V113H49ZM73 112H79L78 114V117H76V116H74V115H76V113H74V115H73ZM80 112H81V115H80ZM156 112H157V115H156ZM185 113V114H183V113ZM214 112V113H213ZM220 112V113H219ZM222 112L224 113V114H222ZM237 112H239V113H237ZM0 113H2V112H0ZM33 113V114H32ZM54 113V114H53ZM71 113V114H70ZM88 113H90L89 114V116L91 117V120H90V118H89V116H87L86 114H88ZM95 113H96V115H95ZM111 113V114H110ZM126 113V114H125ZM177 115V116H175V114ZM188 113V114H187ZM216 113H219V115H223L222 117H220L218 114H216ZM228 113H229V115H228ZM241 113H244V114H241ZM38 114V115H37ZM51 114V115H50ZM82 114H83V116H84V118H85V116H86V118L88 119L89 118V120H87V121H90V122H88L89 123V125L87 124V128H88V126H90L89 127V129H87V128H85V129H87V130H85L84 128H81V127H79V125H78V123L76 124V127H72L73 125H71V123L73 124L74 123V121H72L73 120V118H72V120L70 119L71 118V116L73 117H75V118H77V120H78V118H79V116H80V119H82L83 118V116H82ZM105 116H104V115ZM110 114V115H109ZM113 114V115H112ZM128 114H129V116H128ZM180 114V115H179ZM185 115V116H183V115ZM202 114V115H201ZM204 114H205V116H204ZM211 114H213V115H211ZM226 114L228 115V117L231 119V121L229 120V118L226 116ZM237 114V115H236ZM24 115V116H23ZM64 115V116H63ZM94 115L97 117L98 116V118H96V117H94ZM101 115H103V116H101L102 118H103V120H104V124L102 123L103 122V120H102V118L100 119V116ZM121 115V116H120ZM125 115V116H124ZM131 115V116H130ZM151 115V116H150ZM154 117H153V116ZM160 115V116H159ZM187 115H188V117H187ZM210 115V117L212 116V118H209L208 116ZM214 115H215V117H214ZM226 117H225V116ZM233 115V116H232ZM21 116H23V117H21ZM36 116V117H35ZM41 116H43V117H41ZM66 116V117H65ZM68 116V117H67ZM119 116V117H118ZM128 118H127V117ZM179 116H180V118H179ZM237 116V117H236ZM27 117V118H26ZM30 117H32V118H30ZM41 117V118H40ZM47 117H49V118H47ZM63 117V119L66 121V123H64V121H62L63 119H61L60 120V118H62ZM113 117V118H112ZM126 119H125V118ZM184 117V118H183ZM200 117H202V118H200ZM204 117V118H203ZM205 117H208L207 119L208 120H210V122L213 124H211V126L209 125V123L206 125V123L205 124H201L200 123V120L203 122L204 120L203 119H205ZM220 117V118H219ZM224 117V118H223ZM231 117H233V118H231ZM236 117V118H235ZM16 118V119H15ZM24 118V119H23ZM39 118L40 119H42V118H44V119H42L41 121L43 122V124L45 125V126H43V124L42 123H40V120H39ZM65 118H67V119H65ZM75 118H74V120H75ZM83 118V119H84ZM92 118H96V119H92ZM107 118V119H106ZM130 118V119H129ZM151 118V119H150ZM154 118V119H153ZM157 118V120H155ZM159 118V119H158ZM187 118V119H186ZM227 118V119H226ZM235 118V119H234ZM29 119V120H28ZM34 119H37V120H34ZM52 119H53V121H52ZM68 119L69 120H71L70 121V123L68 122ZM75 120V123L76 122H79V124H80V126L84 123V121H82V120ZM123 121H122V120ZM148 121H147V120ZM181 119H182V125H181ZM216 119V120H215ZM218 119V120H217ZM235 121H234V120ZM236 119H240L239 120V122L242 120V122H240V124L238 123V124H236L237 123V121L238 120H236ZM45 121V123H44V121ZM46 120L48 121L47 123L49 124V126L46 124ZM56 120V121H55ZM130 120V121H129ZM139 120V121H138ZM152 121V123H151V121ZM159 120H161L160 122H159ZM187 120H188V122H187ZM190 120V121H189ZM192 120V121H191ZM220 120H221V122H220ZM224 122H223V121ZM228 120V121H227ZM23 121H25V123L23 122ZM27 121V122H26ZM39 121V122H38ZM59 121V122H58ZM80 121H82V122H80ZM96 121V122H95ZM102 121V122H101ZM146 121V122H145ZM154 121V122H153ZM178 121V122H177ZM185 123H184V122ZM215 121H216V123H215ZM217 121L218 122H220V123H217ZM16 122V123H15ZM60 122H62L63 123V125L60 123ZM67 122L69 123V125L67 124ZM95 122V123H94ZM97 122H99V124L97 123ZM135 122V123H134ZM160 124H159V123ZM187 122V123H186ZM189 122H192V124L191 125H189ZM227 122H229L230 124L229 125H231L230 127L228 126V123ZM245 124H244V123ZM22 123V124H21ZM75 123H74V125H75ZM97 123V124H96ZM102 123V124H101ZM107 123H109V124H107ZM133 123V124H132ZM145 123V124H144ZM156 123V124H155ZM200 123V124H199ZM232 123L233 124H235V125H232ZM243 123V124H242ZM29 124V125H28ZM51 124V125H50ZM59 124V125H58ZM132 124V125H131ZM143 124H144V126H143ZM151 124H152V126H151ZM159 124V125H158ZM178 124V125H177ZM179 124L181 125L179 128H177L176 129V127H178L179 126ZM184 124H186V126L184 125ZM216 124H217V126H216ZM218 124H220V125H218ZM17 125V126H16ZM57 126L58 128H59V130H57L58 128L56 127H53V126ZM66 125V126H65ZM94 125V126H93ZM97 125L99 126L98 128H97ZM113 125H114V127L116 128V130H115V128L113 127ZM126 125V126H125ZM161 125H163V126H161ZM165 125H167V126H165ZM187 125L189 126V130H187ZM238 127H237V126ZM241 125H243V126H241ZM20 126V127H19ZM51 126V127H50ZM60 126V127H59ZM69 126H71V127H69ZM92 126V127H91ZM96 126V127H95ZM116 126H120V127H116ZM141 126V127H140ZM158 128H157V127ZM160 126V127H159ZM169 126V127H168ZM191 126H192V128H191ZM200 126H202V127H204L203 129H202V127H200ZM209 126H210V128H209ZM214 126V127H213ZM226 126H228V127H226ZM53 127V128H52ZM65 127V128H64ZM95 127V128H94ZM111 127V128H110ZM134 127V128H133ZM140 127V128H139ZM146 127H148V128H145ZM155 128L154 130H156V137L155 138H152V136L150 137V135L148 136L147 134H152V131H150L152 128ZM165 127L167 128V129H165ZM182 127V128H181ZM184 127V128H183ZM186 127V128H185ZM207 127V128H206ZM232 127V128H231ZM52 130H51V129ZM65 131V133L62 131V129ZM97 128V129H96ZM102 128V129H101ZM119 128V129H118ZM120 128H122L121 130H120ZM131 130H130V129ZM142 128H144V129H142ZM162 128V129H161ZM175 128V129H174ZM199 128H200V131H202V132H200L199 131ZM215 128H217L218 130H216ZM230 129V130H228L227 131V129ZM239 130H238V129ZM241 128V129H240ZM46 129V130H45ZM47 129H48V131H47ZM50 129V130H49ZM69 129V130H68ZM71 129V130H70ZM76 129V130H75ZM82 129H84L85 130V132H84V134L86 133V135H84L83 137H82V134L81 133H83L82 132ZM92 129H93V131H96V133H94V135L91 137V134H93V131H92ZM96 129V130H95ZM101 129V130H100ZM103 129L104 130H109V131H103ZM112 129H114L115 131H117V132H115L114 130L112 131ZM134 129V130H133ZM136 129V130H135ZM170 129H172V130H170ZM194 129H197V130H195V131H193ZM206 129H209V130H207L206 131ZM234 129V130H233ZM88 130L90 131V133L88 134L87 132H88ZM100 130V131H99ZM128 130H129V132H128ZM139 130V131H138ZM164 130V131H163ZM168 132H167V131ZM180 130V131H179ZM182 130V131H181ZM188 132H187V131ZM214 132V135H213V132ZM233 130V131H232ZM238 130V132H234V131H237ZM50 131V132H49ZM52 131V132H51ZM67 131H71V132H67ZM76 131H78V133L76 132ZM87 131V132H86ZM110 131H111V133H110ZM126 131V132H125ZM134 131H135V134H134ZM160 131V132H159ZM171 131H174L173 133L171 132ZM176 131V132H175ZM203 131H204V133H203ZM211 133H210V132ZM22 132H23V134H22ZM56 132H58V133H56ZM62 132L64 133V135L62 134ZM102 132V133H101ZM113 132V133H112ZM117 133L116 135H115V133ZM119 132V133H118ZM122 132V133H121ZM145 132H147V134H145ZM150 132V133H149ZM164 132V133H163ZM170 132V133H169ZM187 132V133H186ZM209 132V133H208ZM216 132H217V135H215L216 134ZM70 133V134H69ZM77 133V134H76ZM99 133L100 134H102L101 135V137H100V135H99ZM107 133V137H109V135L111 136V135H113L112 137H109V138H107L106 136L104 137V138H106V139H104L103 138V136L105 135V134ZM120 133H121V135H120ZM127 133H129V135L127 134ZM140 133V134H139ZM159 133V134H158ZM176 133H178V134H176ZM194 133V134H195ZM205 133H206V137H205ZM225 134L224 136H223V134ZM61 134V135H60ZM71 135L72 137H70V136H67V135ZM76 134V135H75ZM97 134V135H96ZM126 136H124V135ZM158 134V135H157ZM169 134V135H168ZM177 136H175V135ZM203 134V135H202ZM209 136H208V135ZM227 134V135H226ZM233 134H235V135H233ZM237 134V135H236ZM239 134V135H238ZM57 135V136H56ZM96 135V136H95ZM134 135V136H133ZM140 135H142V136H140ZM145 135V136H144ZM162 135V136H161ZM174 135V136H173ZM196 135V134H195ZM201 135H202V137H201ZM54 136H55V138H54ZM65 136H66V138H65ZM73 136H74V138H73ZM77 136V137H76ZM94 136L95 137H97V138H94ZM117 136L119 137V138H117ZM124 137V138H126V139H124V138H121V137ZM129 136V137H128ZM131 136V137H130ZM168 136V137H167ZM213 136V137H212ZM218 136V137H217ZM236 136V137H235ZM49 137V138H48ZM80 137H82V138H80ZM89 137H91L94 141H95V139L98 141H93L91 138H89ZM99 137V138H98ZM128 137V138H127ZM136 137H138V138H136ZM159 137V138H158ZM196 137H197V135H196ZM209 137V138H208ZM223 137H224V140H225V142H227V144L224 142V140H223ZM226 137V138H225ZM65 140H64V139ZM70 138H73V139H70ZM85 138V139H84ZM89 138V140H91V141H89V140H87ZM172 138H174V139H172ZM204 138V139H203ZM207 138V139H206ZM233 140V141H231V139ZM58 139H60V140H58ZM81 139V140H80ZM113 139V140H112ZM115 139V140H114ZM116 139H120V140H117L116 141ZM130 139H132V140H130ZM150 139H153V140H151L150 141ZM160 139V140H159ZM164 139V140H163ZM165 139H166V141H165ZM168 139V140H167ZM180 140V141H177V140ZM63 140V141H62ZM71 140H73V141H71ZM80 140V141H79ZM85 141L84 142V145H83V142L82 141ZM109 140H110V142L111 141H113L114 143H110L109 142ZM127 142H125V141ZM129 140H130V142H129ZM173 140L175 141V143L173 142ZM230 140V141H229ZM55 141V142H56ZM62 141V142H61ZM123 143V144H121V142ZM133 141V142H132ZM155 141V142H154ZM168 141V142H167ZM171 141V142H170ZM201 141H202V143H201ZM236 141V142H235ZM72 142V143H71ZM79 142V143H78ZM101 142V143H100ZM103 142V143H102ZM107 143V142H109V145H107V144H105V143ZM162 142V143H161ZM170 142V143H169ZM200 142V143H199ZM225 144H224V143ZM230 142H232V143H230ZM67 143V144H66ZM73 143H74V145H73ZM80 143H81V145H80ZM91 143V144H90ZM97 143H99L98 145H97ZM117 143V144H116ZM126 143V144H125ZM137 143V144H136ZM148 143V144H147ZM172 143V145H170ZM176 145H174V144ZM176 143H178V144H176ZM66 144V145H65ZM72 145V147H71V145ZM78 144V145H77ZM86 144H88L89 145V149H87L88 147V145H86ZM95 144V145H94ZM111 144H114V145H111ZM125 144V145H124ZM133 144V145H132ZM219 144V145H218ZM222 144L224 145V147H222ZM238 144V145H237ZM94 145V146H93ZM97 145V146H96ZM103 145V146H102ZM105 145V146H104ZM135 145H137V146H135ZM142 145V146H141ZM177 145H178V147H179V151L181 152H179L178 154L176 153V152H178V150H177ZM181 147H180V146ZM186 145V144H185ZM226 145V146H225ZM62 146V149L60 148ZM84 146H86L85 148L86 149H84L83 150V148H84ZM91 146L93 147V148H91ZM100 146V147H99ZM111 146H113V147H111ZM118 146H120V147H118ZM127 146H129V147H127ZM131 146H133V147H131ZM135 146V147H134ZM173 147V149H172V147ZM64 147V148H63ZM66 147V148H65ZM77 147V148H76ZM79 147V148H78ZM97 147H99V148H97ZM109 147H111V148H109ZM115 147V148H114ZM117 147H118V149H117ZM126 147V148H125ZM131 147V148H130ZM154 147V148H153ZM175 147V148H174ZM235 147V148H236ZM72 148V149H71ZM73 148H75V149H73ZM104 148V149H103ZM144 148V149H143ZM156 148V149H155ZM165 148V149H164ZM183 148V149H182ZM83 151H82V150ZM92 149V150H91ZM93 149H95V152H94V150ZM103 149V150H102ZM132 149H134V150H132ZM176 149V150H175ZM201 149V150H200ZM203 149H205V150H203ZM86 150V152H84ZM90 150V151H89ZM101 150V151H100ZM104 150H105V153H104ZM117 150V151H116ZM132 150V151H131ZM138 150V151H137ZM148 150V151H147ZM153 150V151H152ZM156 150V151H155ZM166 150V151H165ZM175 150V151H174ZM76 151V152H75ZM82 151V152H81ZM98 151H100L99 153H98ZM103 151V152H102ZM124 151V152H123ZM131 151V152H130ZM150 151H152V152H150ZM208 151H210V150H208ZM78 152V153H77ZM86 154H84V153ZM89 152V154L87 155V153ZM102 152V153H101ZM149 152V153H148ZM162 152V153H161ZM171 152V153H170ZM235 153H233V155H232V153H228V155H230V157H228L226 160L228 161H226V163H228V165H227V168L225 169V170H227L226 172L224 171V173L225 174H227V175H230V174H232V172L234 173L235 171H236V168H238L237 166H240V165H242V162H241V158L239 157L240 155L238 154V153H236V151H234ZM256 152V153H255ZM83 153V154H82ZM125 153V154H124ZM136 155H135V154ZM168 153V154H167ZM198 153V154H199ZM254 153V154H253ZM96 154V155H95ZM97 154H99V156H97ZM101 154H103L104 156H102ZM118 154H121V155H118ZM123 154V155H122ZM128 154V155H127ZM146 154V155H145ZM167 154V155H166ZM199 154V155H200ZM238 154V155H237ZM85 157H84V156ZM89 155H91V158H93V159H91L90 158V156ZM96 156L97 158L95 159V157H92V156ZM112 155H114V156H112ZM148 155H149V157H148ZM162 157H160V156ZM174 155V156H173ZM179 155H181V156H179ZM254 156V157H252V156ZM82 156V157H81ZM101 156V157H100ZM167 156V157H166ZM172 156V157H171ZM175 156H177V157H175ZM232 156V157H231ZM235 156H236V158H235ZM260 156V157H259ZM98 157H100L102 160L101 161H97L98 160ZM124 157V158H123ZM143 157H145V158H143ZM164 157V158H163ZM166 157V158H165ZM181 157H182V159H181ZM250 157V158H249ZM100 158H99V160H100ZM120 158V159H119ZM156 158V159H155ZM167 158H168V160H167ZM232 158V160H230ZM253 158V159H252ZM259 158H260V160H259ZM87 159V160H86ZM250 159V160H249ZM90 160V161H89ZM148 160H149V162H148ZM151 160V161H150ZM178 160H180L181 161V163H180V161H178ZM262 160V161H261ZM88 161V162H87ZM103 161H105V162H103ZM128 161H130V162H128ZM133 161V162H132ZM165 161V162H164ZM233 161V162H232ZM238 161V162H237ZM252 161H254V163L252 162ZM98 162V163H97ZM110 162V163H109ZM124 162V163H123ZM128 162V163H127ZM138 162V163H137ZM152 162V163H151ZM202 162H203V164H202ZM207 162V163H206ZM259 162V163H258ZM86 165H85V164ZM88 163V164H87ZM91 163H95V165H91ZM102 163V164H101ZM123 163V164H122ZM150 163V164H149ZM168 163V164H167ZM176 163V164H175ZM90 164V165H89ZM98 164V165H97ZM107 164V165H106ZM115 164V165H114ZM132 164V165H131ZM165 166H164V165ZM182 164V165H181ZM206 165V167H204L205 165ZM229 164H231V165H229ZM257 164V165H256ZM87 165H89V166H87ZM106 166V167H103V166ZM121 165H123V166H121ZM141 165V166H140ZM158 167H157V166ZM163 165V166H162ZM175 165V166H174ZM179 165V166H178ZM181 165V166H180ZM93 166V167H92ZM101 166V167H100ZM115 166H116V168H115ZM132 167V169H131V167ZM160 166H161V168H160ZM172 166V167H171ZM198 166H196L197 168H198ZM230 166V167H229ZM235 166V167H234ZM257 166H260V167H257ZM97 167V168H96ZM107 167H109V170H107V169H105V168H107ZM111 167V168H110ZM113 167V168H112ZM120 167V168H119ZM142 167V168H141ZM164 167V168H163ZM170 167V168H169ZM182 167V168H181ZM232 167V168H231ZM87 170H86V169ZM96 168V169H95ZM104 169L103 171H102V169ZM125 168H126V170H125ZM208 168V169H207ZM229 168H231V169H229ZM250 168V169H249ZM85 169V170H84ZM98 169V170H97ZM114 169V170H113ZM129 169V170H128ZM131 169V170H130ZM135 169V170H134ZM150 171H149V170ZM161 169V170H160ZM168 169V170H167ZM175 169V170H174ZM178 169V170H177ZM180 169H182V170H180ZM208 171H206V170ZM235 169V170H234ZM255 171H254V170ZM34 170V171H33ZM32 170V172H33V175L32 176H35L36 174L35 173H37V171H36V169H33ZM92 170V171H91ZM113 171V172H111V171ZM179 170H180V172H179ZM213 173L212 174V177H211V174H210V171ZM251 170L249 171V173L251 172ZM107 171V172H106ZM109 171H110V175L111 174H113L112 176H110V177H114V179H112L113 180V183H112V180L111 179H107V178H110L109 177V174H107V173H109ZM122 171V172H121ZM133 171V172H132ZM145 171V172H144ZM148 171V172H147ZM174 171V172H173ZM180 174V175H178L177 174V172ZM230 171V172H229ZM260 171V172H259ZM100 172V173H99ZM104 172V173H103ZM106 172V173H105ZM115 172V173H114ZM121 172V173H120ZM127 172V173H126ZM158 172V173H157ZM173 172V173H172ZM176 172V173H175ZM91 173V174H90ZM117 173H119V174H117ZM141 173V174H140ZM152 173V174H151ZM185 173V172H184ZM183 173V174H184ZM229 173V174H228ZM258 173V174H257ZM262 173V174H261ZM100 174V175H99ZM105 175V176H103L104 177V179H103V181H102V176L101 175ZM107 174V175H106ZM126 174H128V175H126ZM131 174H133V175H131ZM134 174H135V177H134ZM137 174V175H136ZM162 174V175H161ZM166 174V175H165ZM118 178L117 180H116V182H115V176ZM122 175V176H121ZM140 175V176H139ZM143 177H142V176ZM172 175V176H171ZM185 175V174H184ZM203 175V176H202ZM258 175H261V176H258ZM95 176V177H94ZM99 176V177H98ZM101 176V177H100ZM125 177L124 179H122V177ZM154 176V177H153ZM157 176V177H156ZM159 176V177H158ZM181 176V178H182V180H181V178H176V177H180ZM200 176H202V177H205V178H202V177H200ZM106 177V178H105ZM130 177V178H129ZM138 179H140L139 177H141L142 179H144V183L146 184H144L145 185V187L143 186V188H142V186H138L137 185V183L135 182V180H137V178ZM148 177V178H147ZM151 177V178H150ZM156 177V178H155ZM192 177H193V180H192ZM258 177L260 178L259 180H258ZM161 178V179H160ZM171 178H172V180H171ZM174 178H176L177 180H176V186H173L174 184H175V181H174ZM186 178V179H185ZM191 180V181H189V179ZM200 178H202V181H201V179ZM209 178H211V179H209ZM214 178V179H213ZM257 178V179H256ZM121 181H120V180ZM215 179H217L216 181H215ZM219 179H220V181H219ZM256 183V185H255V183L253 184L252 182V180ZM98 180H101V181H98ZM107 180H111V181H107ZM180 180V181H179ZM186 180V181H185ZM206 180V181H205ZM209 180V181H208ZM222 180V181H221ZM230 180V179H229ZM245 180H246V182H245ZM256 180V181H255ZM93 181V182H92ZM105 181H107V182H105ZM117 181H120V182H117ZM124 181V182H123ZM149 181V182H148ZM169 181V182H168ZM187 181H188V183H187ZM231 181V180H230ZM230 181H228V182H230ZM251 181V182H250ZM263 181V182H262ZM88 182V184H86ZM104 182H105V184H107V183H109V185H105L104 184ZM113 184H111V183ZM123 182V183H122ZM129 182V183H128ZM157 182V183H156ZM174 182V183H173ZM180 182V183H179ZM194 182V183H193ZM206 182V183H205ZM216 182V183H215ZM259 182V183H258ZM98 184L99 185V183H100V185L98 186V185H94V184ZM114 183H117V185H119V186H121L122 184H126V185H128V186H126L127 188H121V189H123V191H125L124 193H121L122 192V190H118V186L116 185H114ZM119 183H121V185L119 184ZM135 183H136V185H135ZM152 183H153V185H152ZM156 184V187H157V191H153V190H151L152 188H151V186H149V185H152V187H154V185ZM161 183V184H160ZM170 183V184H169ZM178 183V184H177ZM196 183H197V186H196ZM218 183V184H219ZM92 184H93V186H92ZM104 184V185H103ZM147 184H148V186H147ZM173 184V185H172ZM181 184H182V186H181ZM198 184H199V186H198ZM204 186H203V185ZM253 184V185H252ZM258 184H261L260 186L258 185ZM106 186V187H101V186ZM111 185V187H116V189H117V191H121L120 193L118 192V194L116 193V197H118V199L116 200V198H115V191H113V190H115V188H112V189H110L111 187H109ZM179 185V186H178ZM224 184H222V186H223ZM252 187V186H257L259 189H257V187H252V189H250V186ZM100 187V189H106L107 187H109V188H107V189H109V190H105V192L106 191H110V190H112V191H110L111 193L112 192H114V194L113 195H111V194H109V195H111L114 199H115V201H117V203H116V207H118L119 208V206H120V208L119 209H117V208H115V201H109V200H107V199H109V198H107V196H109V195H107V193H105L106 194V202H102V201H104V197L105 196H99L100 194H101V192L103 191H101L100 192V189L98 188V187ZM169 186V187H168ZM171 186H173V187H171ZM178 186V187H177ZM186 186H187V188H186ZM196 186V187H195ZM207 186V187H206ZM83 187V188H84ZM97 187V188H96ZM129 187H130V189H129ZM159 187H160V189H159ZM174 187H177V188H180V190H181V193H180V198H181V200L182 201H178V200H176V196H175V193H173L172 194V188H174ZM183 188V190H182V188ZM191 187H192V190H191ZM34 187H32V190L31 189H29L28 191H23L22 192V196H21V199H23V200H27V198H28V200L29 201H31L32 202V198H33V195L38 191V189H36V188H34ZM139 188V189H138ZM147 188H150V189H147ZM170 188V189H169ZM195 188V189H194ZM197 188V189H196ZM199 188L200 189H202V190H199ZM205 188V189H204ZM241 188H244L243 190L241 189ZM253 188L258 192V193H256V191H253ZM49 189H50V187H49ZM133 189H134V191H133ZM165 190V191H162V190ZM167 189V190H166ZM172 189V190H171ZM250 189V190H249ZM35 192H34V191ZM81 190V189H80ZM84 190H82V191H84ZM145 190V191H144ZM199 190V191H198ZM204 190V191H203ZM210 190V191H209ZM252 190V191H251ZM30 191H32V192H34V193H32V195H31V193H30ZM99 191V192H98ZM116 191V192H117ZM128 191V192H127ZM138 191V192H137ZM150 193H149V192ZM206 191V192H205ZM208 191V192H207ZM245 191V193H247V194H244L243 192ZM247 191V192H246ZM248 191H251L252 193H254L255 192V196L253 195V194H251L250 192H248ZM94 192V193H93ZM98 192V193H97ZM109 192V193H110ZM168 192H171L170 194H172V197H173V199L172 200H176L175 202L174 201H172V202H170L169 204H165L164 203V201H165V198H167V193ZM11 193L13 194H15V195H21V193L19 194V192H15V191H11ZM10 193V194H11ZM28 193H29V195H28ZM84 193H86V195L84 194ZM126 193V194H125ZM154 193V194H153ZM188 193V194H187ZM201 193H202V195H201ZM8 194V193H7ZM24 194V195H23ZM92 194V195H91ZM96 194H97V197H96ZM120 194V195H119ZM122 194L123 195H125L124 197L122 196ZM131 194V195H130ZM136 194H137V196H136ZM151 194V195H150ZM156 194V195H155ZM159 194V195H158ZM164 194V195H163ZM170 194H168V195H170ZM184 194V195H183ZM191 194V195H190ZM194 194V195H193ZM244 194V195H243ZM27 195V196H26ZM31 195V196H30ZM73 195H74V197H73ZM84 195V196H83ZM87 195H88V197H87ZM134 195V196H133ZM140 195V196H139ZM165 196V198L164 199H162L161 200V197L163 198V196ZM174 195V196H173ZM200 195V196H199ZM205 195V196H204ZM209 195V196H208ZM218 195V196H217ZM246 195V196H245ZM247 195H249V198L248 199H251V201H247L248 199H246L245 197H248ZM250 195H251V197H250ZM252 195L254 196V197H252ZM260 195H261V193H260ZM91 196V197H90ZM93 196V197H92ZM99 196V197H98ZM110 196V197H111ZM129 196V197H128ZM132 196V197H131ZM136 196V197H135ZM149 196V197H148ZM192 196V197H191ZM198 196V198H196ZM260 198H258V197ZM23 197H25V198H23ZM78 197H80L81 198V201H80V199H78ZM83 197V198H82ZM90 197V198H89ZM100 197H102V198H104V199H102V198H100ZM110 198V200L112 199L113 200V198ZM120 197H121V199H120ZM128 197V198H127ZM140 197V198H139ZM151 197V198H150ZM175 197V198H174ZM187 197V198H186ZM199 197H201V198H199ZM207 197V198H206ZM242 197V198H241ZM257 197V198H256ZM39 198H40V196H39ZM77 198V200L75 201V200H72V199H76ZM86 198V199H85ZM93 198V199H92ZM101 200H100V199ZM127 198V199H126ZM130 198V199H129ZM139 198V199H138ZM145 198V199H144ZM160 198V199H159ZM192 198H195V199H192ZM222 198V199H221ZM255 198V199H254ZM32 199V200H31ZM96 199V200H95ZM137 199V200H136ZM156 199V200H155ZM196 199H200V200H198V203L200 204L202 201V205L200 204H197L196 202H197V200ZM257 199H259V201H257ZM26 200L24 201L25 203H26ZM28 200H27V203H29L28 202ZM79 200V201H78ZM84 200V201H83ZM93 200H94V202H93ZM119 200V201H118ZM124 200H126V201H124ZM127 200H129V201H127ZM162 202V203H160V201ZM192 200V201H191ZM196 200V201H195ZM217 200V201H216ZM223 202H222V201ZM132 201V202H131ZM136 201V202H135ZM156 201V202H155ZM200 201V202H199ZM227 201V202H226ZM75 202V203H74ZM83 202H86V203H83ZM90 202V203H89ZM110 202V203H109ZM113 202V203H112ZM124 202H126V203H124ZM129 202V203H128ZM176 202H178V203H176ZM192 202V203H191ZM93 203H94V205H93ZM100 203V204H99ZM107 203H109V204H107ZM120 205H119V204ZM143 205H142V204ZM154 203V204H153ZM156 203V204H155ZM158 203V204H157ZM174 203V205L172 206V204ZM181 203V204H180ZM196 203V204H195ZM208 204V206H207V204ZM228 203V204H227ZM84 204V205H83ZM85 204H87L86 206H85ZM104 205V206H102V205ZM118 204V205H117ZM123 204L125 205V206H123ZM146 204V205H145ZM160 204V205H159ZM177 204V205H176ZM194 204V205H193ZM217 204V205H216ZM57 205V206H56ZM65 205H68L67 207H65ZM71 205V206H70ZM73 205V206H72ZM78 205V206H77ZM90 205V207L88 208V206ZM105 205H106V208H105ZM155 205V206H154ZM156 205H158L157 207H158V209H157V207H156ZM161 205H163L162 206V208H164V209H162V208H160L161 207ZM167 207H166V206ZM169 205V206H168ZM179 205V206H178ZM196 205V206H195ZM232 205V206H231ZM236 205V206H235ZM239 205V206H238ZM81 206V208H78V207H80ZM93 206V207H92ZM153 206V207H152ZM190 208H189V207ZM198 206V207H197ZM203 206V207H202ZM211 206H213L214 207V209H213V207H210ZM220 206V207H219ZM5 207V208H4ZM44 207H46V208H44ZM49 207V209H47ZM55 207H56V209H55ZM84 207V208H83ZM100 207V208H99ZM130 207V208H129ZM135 207V208H134ZM148 207V208H147ZM166 207V208H165ZM200 207H202L201 209H200ZM235 207V208H234ZM72 208V209H71ZM91 208V209H90ZM92 208H93V210H92ZM95 208V209H94ZM98 208H99V210H98ZM105 208V209H104ZM114 208V209H113ZM129 208V209H128ZM139 208L141 209V210H139ZM154 208V209H153ZM160 208V209H159ZM168 208V209H167ZM218 208V209H217ZM47 210V211H49L51 214H53V212H54V217L49 213V212H47L46 213V211L45 210ZM54 209H55V211H54ZM71 209V210H70ZM76 209V210H75ZM87 209V210H86ZM102 209V210H101ZM114 210V213H113V210ZM115 209H117V210H115ZM120 209H122V210H120ZM135 209V210H134ZM146 209L148 210V211H146ZM157 209V210H156ZM162 209V210H161ZM167 209V210H166ZM196 209V210H195ZM200 209V210H199ZM217 209V210H216ZM222 209V210H221ZM231 209V210H230ZM4 210V211H3ZM5 210H6V212H5ZM8 210V211H7ZM59 210V211H58ZM67 210H69L70 211V213H69V211H67ZM104 210V212H105V214L103 213V215L101 214L102 212L101 211H103ZM112 210V211H111ZM133 210V211H132ZM170 210V211H169ZM176 210H177V212H176ZM190 210H192V211H190ZM204 210V211H203ZM209 210V211H208ZM211 210V211H210ZM228 210V211H227ZM9 211H11V212H9ZM15 211V212H14ZM43 211V212H42ZM76 213H74V212ZM85 213H84V212ZM90 211V212H89ZM94 213H93V212ZM117 213H116V212ZM124 212V213H122V212ZM135 211V212H134ZM136 211H138L137 213H136ZM141 211V212H140ZM162 211H165V212H162ZM174 211V212H173ZM194 211V212H193ZM196 211V212H195ZM57 212H60V213H57ZM64 212V213H63ZM66 212V213H65ZM86 212H89V213H86ZM99 212H100V215H99ZM144 212V213H143ZM153 212V213H152ZM156 212V213H157ZM171 212V213H170ZM182 212V213H181ZM193 214H191V213ZM197 212H199V213H197ZM202 212V213H201ZM208 212V213H207ZM227 212V213H226ZM5 213V214H4ZM12 215H11V214ZM14 213V214H13ZM56 213V214H55ZM72 213H74V214H72ZM80 215H79V214ZM107 213H109V214H107ZM116 213V214H115ZM146 213H148V214H146ZM153 215H152V214ZM167 214V216L166 217H164V215H161V214ZM173 213H175V214H173ZM184 213V214H183ZM196 213V214H195ZM207 213V214H206ZM45 214H47V215H45ZM50 214V215H49ZM60 214V215H59ZM64 214H66V215H64ZM85 216H84V215ZM88 214V215H87ZM91 214H94V215H91ZM95 214H96V216H95ZM111 214V215H110ZM115 214V216H113ZM128 214H129V216H128ZM142 214V215H141ZM165 214V215H166ZM170 214V215H169ZM174 215V217H173V215ZM178 214H180V216L178 215ZM183 216H182V215ZM191 214V215H190ZM211 214V216H208V215H210ZM213 214H214V216H213ZM226 214V215H225ZM18 215V216H17ZM64 216V218H63V216ZM68 215H70V216H68ZM78 215V216H77ZM83 215V216H82ZM175 215H176V217H175ZM177 215H178V218H177ZM195 215V216H194ZM202 215V216H201ZM218 217H216V216ZM223 215H225V216H223ZM2 216H4V217H2ZM6 216V217H5ZM18 218H17V217ZM107 216H109V218H107ZM122 216H124V217H122ZM142 216V217H141ZM151 216H152V218H151ZM200 216V217H199ZM208 216V217H207ZM229 216V217H228ZM2 217V218H1ZM43 217V216H42ZM48 217H51V218H49L48 219ZM53 217V218H52ZM71 217H73V219L71 218ZM90 217V218H89ZM112 217V218H111ZM127 217V218H126ZM171 217V218H170ZM191 217V218H190ZM201 218L202 219V221H200L199 219H198V221H194V219L195 218ZM231 217V218H230ZM237 217V218H236ZM35 218V220H37ZM69 220H68V219ZM84 218V219H83ZM90 220H89V219ZM92 218V219H91ZM101 218V219H100ZM123 218V219H122ZM166 218V219H167ZM169 218L171 219V221H172V223L169 221ZM174 218V219H173ZM230 218V219H229ZM3 219H5V220H3ZM62 219V220H61ZM71 219V220H70ZM98 219V220H97ZM107 219H111L112 221H110V220H107ZM187 220V222H186V220ZM193 219V220H192ZM196 219V220H197ZM212 219V220H211ZM237 219H239V220H237ZM254 219V220H253ZM18 220V221H17ZM60 220V221H59ZM66 220V221H65ZM88 220V221H87ZM93 220H95L93 223H91ZM141 220V221H140ZM215 220V221H214ZM38 221V220H37ZM65 221V222H64ZM70 221H72V222H70ZM96 221H99V222H96ZM124 223H123V222ZM138 221H139V223H138ZM146 221V222H145ZM175 221H177V222H175ZM195 222V225L197 226L198 225V223H199V225L196 227L195 225H193L194 224V222ZM3 222V223H2ZM34 222H36V221H34ZM60 222V223H59ZM73 222H75V223H73ZM90 222V223H89ZM96 222V223H95ZM106 224L107 223V225H110L109 227V229H107V226H106V228H105V225H104V223ZM142 222V223H141ZM173 222H175V223H173ZM193 222V223H192ZM202 222V223H201ZM204 222V223H203ZM207 222V223H206ZM221 222V223H220ZM39 223V224H38ZM71 223H72V225H71ZM89 223V224H88ZM96 225H95V224ZM97 223H99V224H97ZM111 223H112V225L114 226H111ZM114 223V224H113ZM116 223V224H115ZM118 223V224H117ZM144 223V225L142 226V224ZM149 223V224H148ZM201 223V224H200ZM228 223H230V224H228ZM250 223V224H249ZM20 224V225H21ZM58 224V225H57ZM62 224V225H61ZM74 224V225H73ZM91 224V225H90ZM145 224H147L148 225V227H147V225H145ZM152 224V225H151ZM204 224V225H203ZM207 224H209V225H207ZM213 225V226H211V225ZM10 225V226H9ZM23 225V224H22ZM41 225V227H45V229L44 228H41V227H39ZM47 225V224H46ZM71 225V226H70ZM90 225V226H89ZM98 225V226H97ZM101 225H102V227H101ZM118 225V226H117ZM122 227H121V226ZM137 225V226H136ZM176 225V226H175ZM201 225V226H200ZM207 225V226H206ZM241 225V226H240ZM249 225V226H248ZM260 225V226H259ZM6 226V227H5ZM9 228H8V227ZM65 226V227H64ZM88 226V227H87ZM104 226V227H103ZM117 227V229H116V227ZM133 226V227H132ZM151 226V227H150ZM187 226V227H186ZM192 226H195L194 228L192 227ZM231 226V227H230ZM53 227V228H54ZM93 227L96 229V227H97V229L96 230H94L93 229ZM98 227L101 229L102 228V230L100 231V229H98ZM120 229H119V228ZM124 227V228H123ZM129 227H130V229H129ZM150 227V228H149ZM208 227H209V229H208ZM263 227V228H262ZM34 228V229H33ZM36 228H38V229H36ZM113 228V230L116 232V233H113L114 231L113 230H111ZM115 228V229H114ZM123 228V229H122ZM137 228V229H136ZM147 229L146 231H145V229ZM149 228V229H148ZM163 228H164V226H163ZM162 228V229H163ZM172 228V227H171ZM244 228V229H243ZM52 229V228H51ZM71 231H70V230ZM81 229V230H80ZM118 229H119V231H118ZM127 229V230H126ZM153 230V232H152V230ZM192 229V230H191ZM200 229H204V234L202 235V231L203 230H199ZM219 229V230H218ZM236 229V230H235ZM4 230V231H3ZM29 229H27L26 230V232L27 231H30ZM42 230V231H41ZM44 230V231H43ZM50 230V229H49ZM59 232H58V231ZM65 230H67V231H65ZM98 230V231H97ZM122 231V234H124V235H122L121 234V231ZM126 230V231H125ZM140 232H139V231ZM144 230V231H143ZM149 230H151L150 232H149ZM164 230V229H163ZM207 230V231H206ZM10 231V232H9ZM14 231V232H13ZM15 231H16V233H15ZM76 231H78V233L76 232ZM85 231V232H84ZM94 231V232H93ZM95 231H97V232H95ZM100 231V232H99ZM124 231H125V233H127V234H125L124 233ZM198 233H196V232ZM226 231V232H225ZM3 232H4V235H5V238H4V236H2L3 235ZM45 232V233H44ZM117 232H118V234H117ZM130 232V233H129ZM132 232V233H131ZM134 232V233H133ZM142 232V233H141ZM152 232V233H151ZM210 232V233H209ZM219 232H220V235H219ZM222 232V233H221ZM259 232V233H258ZM262 232V233H261ZM7 233V234H6ZM9 233V234H8ZM18 233V235L20 236H15L16 234ZM35 233V234H36ZM42 233V234H41ZM49 234V235H47V236H49V237H47L46 239H48V240H50V241H47L46 242V240H45V236H46V234ZM63 236V237H60V234ZM84 233V234H83ZM94 233V234H93ZM97 233V234H96ZM128 233H129V235H128ZM139 233V234H138ZM144 233H146V234H144ZM148 233V234H147ZM150 233V234H149ZM180 233H182V232H180ZM188 233V234H187ZM193 233V234H192ZM207 233V234H206ZM44 234V235H43ZM53 234V233H52ZM53 234V235H54ZM99 234V235H98ZM131 234H132V236H131ZM138 234V235H137ZM179 234V233H178ZM214 234V235H213ZM228 234V235H227ZM243 234V235H242ZM250 234V235H249ZM257 234V235H256ZM13 235V237H11ZM75 235V236H74ZM81 235V236H80ZM89 235H90V237H89ZM127 235H128V238H127ZM137 235V236H136ZM144 235H148V236H145L144 237ZM153 235V236H152ZM193 235V236H192ZM208 235V236H207ZM236 235V236H235ZM9 238L8 240L10 241H8V240H6V238L7 237ZM25 236V237H24ZM44 236V239L42 238ZM73 236V237H72ZM93 236V237H92ZM141 236L143 237V238H141ZM187 236H188V238H187ZM196 236V237H195ZM202 236V237H201ZM204 236V237H203ZM219 236H221V237H219ZM2 237V238H1ZM20 238V245L21 246H27V244H29V246H27V247H25V249H21V246L20 245H18V244H14L15 242H17L16 240H19V239H15V238ZM23 237H24V239H23ZM84 237V238H83ZM139 237H140V239H139ZM162 237H165V235L163 234V236H161L160 238H162ZM177 237L179 238V239H177ZM194 237V238H193ZM70 238V239H69ZM86 238V239H85ZM88 238V239H87ZM91 238V239H90ZM138 238V239H137ZM185 238H186V240H185ZM22 239V240H21ZM27 239V240H26ZM61 239V240H60ZM68 239V240H67ZM75 239H77L76 240V242H78V243H74L73 241H75ZM78 239H80L79 241H78ZM84 240L83 242H81L82 240ZM182 241H181V240ZM190 239V240H189ZM14 240V242L13 243H11L12 241ZM87 240L88 241H90V242H87ZM98 240V241H97ZM181 242H180V241ZM7 243H6V242ZM25 241V242H24ZM66 241V242H65ZM183 241H184V243H183ZM186 241V242H185ZM8 242L9 243H11V245L13 246H9L8 245V247H6L7 246V244H8ZM22 242V243H21ZM24 242V243H23ZM37 242H39V244L38 245H42V246H38L36 243ZM69 242V243H68ZM17 243H19V241L17 242ZM31 243V244H30ZM50 243V244H49ZM64 243H66V245L64 244ZM68 243V244H67ZM71 243V244H70ZM150 243H152V241H151V239H150ZM187 243V244H186ZM3 244H5V245H3ZM23 244V245H22ZM33 244V245H32ZM53 244V245H52ZM78 244H79V246H78ZM81 244V245H80ZM92 244V243H91ZM18 247H16V246ZM37 245V247H39V249L37 248L36 249V246ZM49 247H48V246ZM64 245V246H63ZM75 245H77L78 246V248H77V246H75ZM185 247L183 250L184 251H182V248H183V246ZM46 246L48 247V248H46ZM65 246H66V248H65ZM73 246H75V247H73ZM85 245H84V243H83V247H84ZM13 248V249H11V248ZM14 247H16L17 248V250H14ZM32 247H34V248H32ZM40 247H42V248H40ZM45 247V248H44ZM51 247H52V249H51ZM63 247V248H62ZM11 249V251L12 252H10V249L9 250H6V249ZM15 248V249H16ZM30 248H32L33 250H35L34 252L36 253V254H32V253H34V252H32L33 250L32 249H30ZM54 248V249H53ZM62 248V249H61ZM97 248H99V247H97ZM152 248V246L150 245V249ZM177 248V249H178ZM181 248V249H180ZM5 249V250H4ZM19 249H21V250H19ZM46 251H45V250ZM47 249H49V251L47 250ZM54 250V251H52V253L50 252L51 250ZM70 250V252L71 251H73V250ZM23 250H26V251H23ZM29 250H30V252H29ZM32 250V251H31ZM41 250H43L42 251V253L40 254L39 252ZM5 251V252H4ZM6 251H8V252H6ZM16 251V252H15ZM20 251V252H19ZM23 251V252H22ZM39 251V252H38ZM47 251H48V253H47ZM178 251V252H177ZM180 251H182V252H180ZM3 252V253H2ZM22 252V253H21ZM45 252H46V254H45ZM22 255H20V254ZM54 256H52V257H50L51 256V254ZM179 253V255H177ZM202 253V254H201ZM8 254V255H7ZM10 254V255H9ZM30 254V255H29ZM47 254L49 255V256H47ZM61 254V253H60ZM168 254V255H167ZM33 255V256H32ZM37 257H36V256ZM38 255H41V256H44L43 258L41 257V256H38ZM158 255V254H157ZM174 255V256H173ZM26 256H29V257H35L34 259L31 257V258H27ZM170 256V257H169ZM203 256V257H202ZM3 257V258H2ZM14 257V258H13ZM26 257V258H25ZM40 257V258H39ZM154 257V255H152V256H150V259H152ZM180 257V258H179ZM36 258H39V261H38V259H36ZM46 258H48V259H46ZM57 258V257H56ZM170 258L172 259V260H170ZM18 259L20 260V261H18ZM28 259V260H27ZM31 259H33L34 261H32ZM51 259V260H50ZM164 259V260H163ZM169 259V260H168ZM203 259H205V260H203ZM26 260V261H25ZM30 260L32 261V262H30ZM37 260V261H36ZM42 262H41V261ZM182 260V261H181ZM203 260V261H202ZM8 261V262H9ZM23 261H25V263L23 262ZM166 261V262H165ZM168 261H169V263H168ZM23 262V263H22ZM28 262V263H27ZM51 262H53V263H51ZM161 262H159L158 264H160ZM165 262V263H164ZM198 262H200V263H198ZM205 262V263H204Z\"/></svg>",
	"mask_w": 264,
	"mask_h": 264
},
{
	"label": "bare ground",
	"instance_id": "obj_2",
	"mask_svg": "<svg viewBox=\"0 0 264 264\" xmlns=\"http://www.w3.org/2000/svg\"><path fill=\"white\" fill-rule=\"evenodd\" d=\"M5 1V0H4ZM9 1V0H8ZM14 1H16V0H14ZM19 1V0H18ZM18 1H16V2H18ZM21 1V0H20ZM29 1V0H28ZM28 1H27V4H28ZM37 1V0H36ZM40 1V0H39ZM51 1V0H50ZM103 1V0H102ZM117 1V0H116ZM122 1V0H121ZM141 2H142V0H140ZM148 1V0H147ZM146 1V7H147V9H148V11H147V13H149L148 15L150 16V18H148L147 20H151L149 23L148 22H146V21H144V22H146V24L148 23V25L149 26H146V24H144V22H143V24H144V26H146L145 28V30H141V32L143 33H146V35L148 34L149 36H150V39H151V41L153 40L154 41V39H156L155 41H156V43L158 44V46H156L157 47V50L155 49V51H157L158 53V56L155 54H152V52H151V55H154V56H157L158 57V60L157 61H159V62H152L151 60H150V62H152V63H159L156 67H158V68H160L159 70H160V75L162 76H160L161 78H160V83L159 84H155V85H151L150 86V91L149 92H147V93H150V108L151 109H153V110H155V111H157L158 112V114H160L159 116L160 117H162L163 118V120H164V124L166 123V124H170V127H171V124L172 125H175L176 123H175V121H176V119L178 120V116L176 115V114H178V112H176L175 111V116H177V118L175 117L174 118V116H173V112H174V110H175V108L176 107H178L177 106V103L178 102H183V104H185L186 103V107H185V109L187 110V111H185V112H188L189 113V111L190 112H194V114L192 115L191 113L189 114L190 115V118H191V116H192V120L194 121L193 122V124H192V122H189V125H191L192 124V126L194 125V127H196L197 126V122H198V111L200 112V110H201V108H202V106L203 105H209V107L210 108H212V109H217V108H220V107H218V105H219V103H221V101H223L224 99L226 100L227 98V100H226V102H228L227 103V106L226 107H232V97H233V95H234V93L232 94L230 91L232 90L231 88L233 87L232 85H233V83H237V81L236 82H234L233 80H235V79H238V83L240 84V87H241V93H237V94H239V96H241L242 97V103L243 104H241L242 105V110H244L247 114H248V116H249V119H247V120H249V123L245 126L244 125V127H241L240 129L241 130H239L238 128V130L239 131H241V132H238V130L237 131H234V132H238L239 134V137L240 138H242V139H244V141L241 143L240 142V140L239 139H235V140H237V142H238V144L240 145V146H233L235 143H233V145H229V144H227V142H225V140H224V137H223V140H224V142L228 145V146H226L225 148H217V147H219V146H221V145H219V146H217V145H215V144H217V142L216 141H220L219 139H222L221 137L219 138L218 136V139L216 138V140H213V139H215V138H209L208 140H205L204 142H203V146H205L206 148H208L209 146H210V148H208V150H210V151H208V150H206L205 152L204 151H202V153L200 154L199 153V148H203L202 147V144H199L198 146H197V140H198V135L200 136V134H199V132L197 133H195L196 135H197V137H196V135L194 134V133H187L188 131L187 130H189L188 128H189V126L187 125V134H185V133H182L181 132V134H182V136H181V141L182 140H186V145L184 144V150H183V153L181 154L182 155V157H183V159H182V157H181V159L183 160V162H182V164H184V172H182V175L181 176H183V179H184V177H186V176H189L190 177V175H194V174H196L197 173V171H199V173H200V169L199 168H202V167H200V166H198L197 164H200L201 163V161H199L200 163H198V159L199 158H203V159H205V160H207V164H208V166H209V168L212 170V172H214V174L210 171V174H211V177H212V174H213V176L215 177V178H220V176L222 177V180L224 181V182H222V184H224L223 186H222V184L220 185V183L218 184V183H216L215 185H214V187H212V188H218L217 189V191H218V193H219V195H221L222 196V198L224 199V198H226L228 201H230L231 203L233 202V201H235V200H237V196H238V194L237 193H239V189H240V187H247L248 186V184H249V181L247 180V183L246 184H244V179L246 178V179H248V177L250 178V176H252V175H254V172H252V168L250 169L251 170V172L249 173V171L250 170H248V168H247V164L245 163V162H247L248 160H246V156H248L251 152H254V151H252L251 150V148L253 147V150L255 149L258 153H260L261 155H263L264 156V99H263V94H262V91L264 90H262V86H263V82H262V80H263V78H262V75H264V74H262V73H264V72H262V71H264L263 70V59H264V52H263V45H264V43H262V41H259V40H263V42H264V39H260V38H262L263 36H264V28H262V25L261 26H259L258 25V27H260V28H262V35L263 36H261V35H258L259 34V31L258 30H256L255 28L253 29L252 27L255 25H253L251 28L253 29V30H256V31H258V36H255V37H253V34H254V32H256V31H252L249 27H246V26H244V24L241 22V19L242 18H240V15L238 14V12L239 13H241L240 11H239V9L237 10V8H236V6H235V4H234V0L232 1V0H191V3H189L188 4V7H187V9H185V8H183V6H182V4H180L179 6H181L182 7V9L180 8V7H178L176 4H177V1H178V3H181L179 0H177V1H175V6H173V5H171V1H169V2H167L166 0H149L148 2ZM184 1V0H183ZM243 1V0H242ZM246 1H248V0H245L244 2L245 3H247ZM259 1V0H258ZM261 1V0H260ZM259 1V2H260ZM11 2V1H10ZM32 2V1H31ZM61 2H62V0H61ZM72 2H73V0H72ZM82 2V1H81ZM107 2V1H106ZM119 2V1H118ZM137 2H139L138 0H137ZM173 2V1H172ZM243 2V3H244ZM257 2V1H256ZM263 2V1H262ZM261 2V3H262ZM44 3V2H43ZM93 3V2H92ZM102 3V2H101ZM120 3V2H119ZM237 3L238 4H240V1H237ZM236 3V5H238ZM242 3V2H241ZM244 3V4H245ZM17 4V3H16ZM33 4V3H32ZM39 4V3H38ZM61 4V3H60ZM104 4H105V2H104ZM107 4V3H106ZM139 4H140V2H139ZM143 4V3H142ZM141 4V5H142ZM145 4V3H144ZM144 4H143V6H144ZM172 4H174V3H172ZM184 4V3H183ZM249 4H250V2H249ZM248 4V5H249ZM34 5H35V3H34ZM47 5V4H46ZM66 5V4H65ZM74 5H75V3H74ZM76 5H78V4H76ZM114 4L112 3V5H111V7L113 6ZM137 5V4H136ZM186 5V4H185ZM258 5V4H257ZM257 5H255V6H257ZM19 6V5H18ZM26 6H28V5H26ZM25 5H24V7H26ZM57 6V5H56ZM106 6V5H105ZM119 6V5H118ZM122 6V5H121ZM244 6V5H243ZM243 6H241L242 8H243ZM253 4H252V7H255ZM260 6V5H259ZM21 7H22V5H21ZM23 7V8H24ZM31 7V6H30ZM63 7H64V5H63ZM107 7H109V5H107ZM107 7H105L106 9H107ZM120 7V6H119ZM141 7L142 6H140V9H141ZM239 7H240V5H239ZM249 7H250V5H249ZM260 7H262L263 8V6H260ZM18 8V7H17ZM27 8V7H26ZM39 8V7H38ZM71 8V7H70ZM72 8H73V6H72ZM89 8V7H88ZM93 8V7H92ZM105 8H103V9H105ZM114 8V7H113ZM118 8V7H117ZM143 8V7H142ZM22 9V8H21ZM31 9V8H30ZM85 9H87V8H85ZM121 9V8H120ZM146 9V8H145ZM146 9V10H147ZM241 9V8H240ZM247 9V8H246ZM254 9H256V8H254ZM17 10V9H16ZM27 10V9H26ZM29 10V9H28ZM32 10H33V8H32ZM36 10H37V8H36ZM39 10V9H38ZM45 10H46V8H45ZM44 10V11H45ZM48 10V9H47ZM57 10V9H56ZM92 10V9H91ZM107 10H112L111 8L110 9H107ZM114 10V9H113ZM112 10V11H113ZM143 9H141V11H142ZM248 10V9H247ZM252 10V9H251ZM259 10V8H257V10H255V12H257ZM263 10V9H262ZM18 11V10H17ZM33 11H35V10H33ZM61 11V10H60ZM103 11H106V10H103ZM109 11H107V12H109ZM117 11V10H116ZM115 11V12H116ZM238 11V12H237ZM250 11V10H249ZM248 11V12H249ZM260 11V10H259ZM258 11V12H259ZM20 12V11H19ZM46 12H48V11H46ZM51 12V11H50ZM64 12V11H63ZM81 12V11H80ZM97 12V11H96ZM114 11L112 12V14H114L115 13ZM135 12H136V10H135ZM142 12H146V11H142ZM245 12V11H244ZM243 12V13H244ZM261 12H263V11H261ZM261 12H260V14H261ZM28 13H29V11H28ZM37 13V12H36ZM62 13V12H61ZM67 13V12H66ZM98 13V12H97ZM97 13H96V15H97ZM100 13V12H99ZM101 13H102V15H103V12L101 11ZM123 13V12H122ZM252 13H254V11L252 12ZM24 14V13H23ZM27 14V13H26ZM43 13H41V15H42ZM45 14V13H44ZM53 14V13H52ZM107 14H109V13H107ZM107 14H105V15H107ZM112 14H111V17H112ZM116 14V13H115ZM114 14V15H115ZM121 14V13H120ZM142 14V13H141ZM144 14V13H143ZM247 14V13H246ZM255 14V13H254ZM257 14H259V13H257ZM257 14L256 15H254L255 17L257 16ZM258 15L259 16V19H258V21L261 23L262 21L260 20V19H263L262 17L260 18V16H262V15ZM14 15H15V12H14ZM33 15H34V13H33ZM47 15H49V14H47ZM61 15H63L64 16V13L63 14H61ZM68 15V14H67ZM67 15H66V17H67ZM74 15H75V13H74ZM101 14H98V19H99V17H102V16H100ZM117 15H119V14H117ZM122 15H124V14H122ZM128 15V14H127ZM147 15V14H146ZM147 15V16H148ZM252 15V14H251ZM17 16V15H16ZM22 16H24V15H22ZM27 16V15H26ZM51 16V15H50ZM52 16H54V15H52ZM70 16V15H69ZM93 16V15H92ZM107 16H109V15H107ZM107 16L105 17L104 16V18H107ZM143 15H141V17H142ZM147 16H146V18H147ZM243 16V14L241 15V17ZM250 16V15H249ZM248 16V17H249ZM19 17V16H18ZM25 17V16H24ZM47 17V16H46ZM62 17V16H61ZM66 17H65V19H66ZM96 16H94V18H95ZM120 17H123V16H120ZM124 17H125V15H124ZM246 17V16H245ZM16 17L15 16H13V11H12V9H10L9 7H8V4H5L4 2H2V0H0V112H2V113H0V204L2 205V204H5V206H6V203H7V205L9 206V207H11V209H15V211L16 212H18L19 213V219L21 218L22 220H23V222H22V224L21 223H19V226H16L14 229H16V231H19L18 233H20V232H22V235H23V233H28L27 234V236L29 237L28 238V240L30 239V242H33V240H38L39 238H40V236L39 237H37V233H39L40 232V230L38 229V228H36V229H38L39 230V232H35V233H33V231H31L30 229V227H32L33 226V223H34V225L36 226V224L35 223H37V222H42V218H43V220H44V218L46 217V216H44L43 215V213L41 214L42 216H40L41 217V219L39 220L38 218H36L37 216L39 217V210L41 211L42 210V207H41V205L43 204V203H47V202H49L50 203V205L49 206H51V205H53V204H55V203H52V201H54V200H56L58 203L57 204H60V207H59V205H58V209L59 208H61V203H59V201L60 200H62V201H64V199H68L69 198V196H70V199H71V195L70 194H72V193H75L76 195H75V197H77V195L78 196H80L81 194H83V192H85V190L88 192L89 190L88 189H85L86 187H88V185H85V187H84V185H83V183L85 182L84 181V175H85V173L87 174V172L86 171H84L83 172V166H82V161L84 160V158H83V160L81 161V159H80V157H78V156H76L73 152H71L70 150H68V148L69 147H67V149H62V146L60 147L62 150H60L59 149V147H58V145L60 144L58 141H54V139L52 138V135H51V137L49 138V139H47L46 137H44L45 135H44V132H46V131H43V129L38 125V123H34L33 122V124L31 125V126H29V127H27L26 129H24L23 128V131L25 130V132H26V135H27V137H23V138H21V137H19V132L20 131H17V129L16 128H14V122L11 120V119H13V117L14 116H17V110L18 111H20L21 113H23V111L25 110V108H27V106L28 105H31V103H28L29 102V99L31 98V97H36V96H39V95H37V92H38V87H39V80L37 79V76H36V74H34L33 73V69H31L32 67H33V65H32V67L31 66H28V63H27V61L26 60H21V58H23V56H24V54H25V52L27 51V50H25V52H24V48L26 47H24V45L25 44H23L24 42H26V40L25 41H23V43L22 42H20V44L15 40L16 39V37L15 36H13V33L12 32H10V31H7V30H4V29H2L1 27L2 26H7V25H10V24H14L15 26H16V29H17V27H19V26H21L22 24H25V22H26V20H29V19H25V18H23L22 20H18V21H15L16 19H15ZM20 18V17H19ZM28 18H31V17H28ZM35 18V17H34ZM33 18V19H34ZM41 18H43V17H41ZM49 18V17H48ZM51 18H53V17H51ZM50 18V19H51ZM68 18V17H67ZM71 18V17H70ZM93 18V17H92ZM113 18V17H112ZM112 18H110V16H109V19L111 20ZM38 19H39V17H38ZM46 19V18H45ZM76 19V18H75ZM101 19V18H100ZM117 18L114 16V20H116ZM121 19V18H120ZM125 19V18H124ZM136 19V18H135ZM140 19V18H139ZM139 19H136V20H138V21H136V22H138V24H139V22L142 24V21H139ZM248 19V18H247ZM253 19V18H252ZM257 19V18H256ZM256 19L254 18L253 20H255V22H256ZM30 20H32V19H30ZM47 20V19H46ZM56 20H58V17H57V19ZM61 20V19H60ZM63 20L64 19H62L61 21L63 22ZM97 20V19H96ZM103 20V19H102ZM101 20V21H102ZM105 20V19H104ZM109 20V21H110ZM113 20V23L114 22H116V21H114ZM122 20V19H121ZM126 20H128V18L126 19ZM245 19L243 18V21H244ZM251 20V19H250ZM36 20H34V22H35ZM38 21V20H37ZM40 21H43V19H40ZM71 21V20H70ZM69 21V22H70ZM80 21V20H79ZM109 21H107V23H106V28H110V27H112V25L110 26V27H107V25H110V23H109ZM123 21V20H122ZM130 21H132L133 22V20H129V22ZM135 21V20H134ZM258 21H257V23H258ZM31 22V21H30ZM56 22V21H55ZM62 22H60V23H62ZM65 22V21H64ZM72 22V21H71ZM73 22H75V21H73ZM81 22V21H80ZM90 22H91V19H90ZM104 22H106V21H104ZM103 22V23H104ZM111 22V21H110ZM126 22V21H125ZM131 22V23H132ZM136 22H134L133 24H135L136 25ZM252 22V21H251ZM48 23H52V21L51 22H49V20H48ZM66 24H67V22H65ZM89 23V22H88ZM94 23V22H93ZM124 23V22H123ZM246 23V22H245ZM254 23V22H253ZM257 23H256V27H257ZM259 23V24H260ZM27 24V23H26ZM25 24V25H26ZM36 24V23H35ZM43 24V23H42ZM46 24V23H45ZM59 24V23H58ZM73 23H70V25H72ZM76 24V23H75ZM112 24V23H111ZM115 24V23H114ZM113 24V25H114ZM246 24H248V23H246ZM38 25H39V23H38ZM51 25V24H50ZM53 25H54V23H53ZM52 25V26H53ZM55 25H56V23H55ZM61 25V24H60ZM93 25V24H92ZM96 25V24H95ZM124 25H125V23H124ZM123 25V26H124ZM126 25H130V24H128V21H127V23H126ZM264 25V24H263ZM73 26V25H72ZM76 26V25H75ZM78 26H79V23H78ZM82 26V25H81ZM86 26V25H85ZM134 26V25H133ZM141 26H143V25H140V27L139 28H143V27H141ZM14 27V26H13ZM38 27H40V26H38ZM45 27V26H44ZM48 27V26H47ZM51 27V26H50ZM61 27H63V26H61ZM60 27V28H61ZM65 27V26H64ZM68 27H69V25L67 24V29H68ZM71 27V26H70ZM84 27V26H83ZM82 27V28H83ZM90 27V26H89ZM97 27V26H96ZM99 27V26H98ZM119 27V26H118ZM136 27L137 26H135L133 29H136ZM7 28V27H6ZM8 28H11L10 26H8ZM37 28V27H36ZM42 28H43V26H42ZM58 28H59V25H58ZM59 28V29H60ZM77 28V27H76ZM106 28H104V29H106ZM131 28H132V26H131ZM130 28V29H131ZM139 28H137L138 30H139ZM260 28H258V29H260ZM26 29V28H25ZM41 28H39L38 29V31L40 30ZM56 29V26H55V28L54 29H51L49 32H51L52 30H55ZM62 29H64V28H62ZM72 30H73V28H71ZM85 29V28H84ZM119 29V28H118ZM124 28H121V31L123 30ZM144 29V28H143ZM13 30V29H12ZM36 30V29H35ZM43 30V29H42ZM100 30H101V28H100ZM106 30H109V29H106ZM124 30H126V29H124ZM261 30V29H260ZM56 31H57V29H56ZM65 31H67L66 29H65ZM64 31V33H67V35H68V32H65ZM71 31V30H70ZM69 31V32H70ZM81 31V30H80ZM86 31V30H85ZM89 31V30H88ZM98 31V30H97ZM96 31V32H97ZM111 31L113 32L114 31V29L112 30V28H111ZM111 31H110V33H111ZM115 31H116V29H115ZM120 31V30H119ZM134 31V30H133ZM135 31H137V30H135ZM40 32H41V34H40ZM40 32H38L40 35H43L42 33V31H40ZM55 32V31H54ZM59 32V31H58ZM72 32V31H71ZM74 32V31H73ZM76 32V31H75ZM83 32V31H82ZM91 32H92V30H91ZM101 32H102V30H101ZM103 32H104V30H103ZM117 32H118V30H117ZM123 32V31H122ZM122 32H118L119 34H121ZM125 32V31H124ZM28 33V32H27ZM34 32H32V34H33ZM36 33V32H35ZM93 33H94V31H93ZM93 33H92V35H93ZM116 33V32H115ZM117 33V34H118ZM126 33V32H125ZM133 33H135V38H136V40H139V38L142 40V38L141 37H139V35L141 36V34H140V31H139V35H137L136 36V33H138V32H133ZM46 34V33H45ZM56 33H54V34H51V35H55ZM59 34V33H58ZM74 34V33H73ZM81 34V33H80ZM84 34V33H83ZM90 34V33H89ZM111 34H114V33H111ZM117 34H116V37H114V39H116L117 40V38H118V36H117ZM18 35V34H17ZM26 35V34H25ZM66 35V34H65ZM65 35H63V36H65ZM67 35H66V37H67ZM77 35V34H76ZM79 35V34H78ZM77 35V36H78ZM91 35V34H90ZM122 36V39L119 37V39L122 41L123 40V35H124V40H125V34H121ZM127 35V34H126ZM132 35V34H131ZM146 35L144 36L145 38H146ZM31 36V35H30ZM29 36V37H30ZM60 36H61V34H60ZM75 36V35H74ZM81 36V35H80ZM94 36H96V34L94 33ZM97 36H98V33H97ZM129 36V35H128ZM259 36H260V38H259ZM19 37V36H18ZM26 37V36H25ZM24 37V38H25ZM40 37H42V36H40ZM39 37V38H40ZM45 37H47L48 38V36H46V35H44V37L43 38H45ZM69 37V36H68ZM70 37H72V36H70ZM76 37V36H75ZM87 37V36H86ZM107 37V36H106ZM110 37V36H109ZM111 37H113V36H111ZM133 37H134V34H133ZM139 37V38H138ZM143 37V36H142ZM143 37V38H144ZM258 37V38H257ZM14 39V41H10V39ZM37 39L38 40V42L40 41V39ZM62 38V37H61ZM60 38V39H61ZM77 38V37H76ZM90 38H92V36L90 37ZM97 38V37H96ZM99 38H100V36H99ZM103 38V37H102ZM129 37H127L126 38V40L124 41L123 40V42H126V44H129V43H127V42H130L131 41V39L130 38H132V37H130L129 39H128ZM147 38H148V36H147ZM264 38V37H263ZM23 39V38H22ZM42 39V38H41ZM58 40V41H61V40ZM64 39V38H63ZM65 39H67V38H65ZM64 39V40H65ZM74 38H72V40H73ZM83 39V38H82ZM94 39H95V37H94ZM105 39H107V40H109V38H105ZM113 39V40H114ZM118 39V40H119ZM149 39V40H150ZM21 40V39H20ZM56 40H57V37H56ZM68 40H69V38H68ZM71 40V41H72ZM96 40V39H95ZM103 40H104V38H103ZM113 40H111L112 42H113ZM127 40H129V41H127ZM135 40V39H134ZM134 40H132L133 41V43H135V41ZM148 40V41H149ZM158 40V41H157ZM42 41H44V40H42ZM63 41V40H62ZM61 41V42H62ZM67 41V40H66ZM66 41H63L64 42V45H65V42ZM70 41V40H69ZM77 41H80V39H78ZM82 42H83V40H81ZM87 41V40H86ZM90 41H92V39L90 40ZM100 41H101V38H100ZM110 41V43L112 44V42ZM115 41V40H114ZM121 41H119V44H120V42ZM131 41V42H132ZM150 41V43H152ZM62 42V43H63ZM74 42H76L75 41V39H74V41H73V44H74ZM93 42H94V40H93ZM104 42V41H103ZM102 42V43H103ZM116 42H118V41H116ZM122 42V43H123ZM261 42V43H260ZM36 43V42H35ZM42 43V42H41ZM49 43V42H48ZM48 43H46V45L48 44ZM54 43V42H53ZM56 43V42H55ZM60 43V42H59ZM68 43V42H67ZM70 43V42H69ZM80 43V42H79ZM105 43H107V41L106 42H104V44ZM110 43H107V44H109L110 45ZM132 43V44H133ZM141 43V42H140ZM143 43V42H142ZM149 43V44H150ZM155 43V44H156ZM28 44V43H27ZM29 44H31V43H29ZM32 44H34V43H32ZM50 44V43H49ZM61 44V43H60ZM72 44V45H73ZM85 44H86V42H85ZM84 43H83V45H85ZM88 44V43H87ZM97 44V43H96ZM117 44V43H116ZM124 44V43H123ZM123 44H120V48H118L117 50H118V52L120 51V49H121V45L123 46V48L125 47V45H123ZM132 44L130 43V45L129 46H131V49L130 50H133L132 49ZM136 45H137V43H135ZM154 44V45H155ZM40 45V44H39ZM45 45V46H46ZM53 45V44H52ZM52 45L51 46H49V47H52ZM62 45V44H61ZM70 45V44H69ZM76 45V44H75ZM75 45H73L74 47H75ZM78 45V44H77ZM81 45V44H80ZM83 45H82V47H83ZM92 45H95V44H92ZM103 45V44H102ZM106 45V44H105ZM115 45V44H114ZM135 45V48H134V46H133V48L134 49H136V47H138V46H136ZM148 45V44H147ZM151 45V44H150ZM149 45V46H150ZM153 45V44H152ZM151 45V46H152ZM154 45H153V48H154ZM29 46V45H28ZM28 46H27V48H28ZM44 46V45H43ZM58 46V45H57ZM63 46V45H62ZM73 46H72V48H73ZM96 46V45H95ZM115 46H117V45H115ZM150 46V47H151ZM33 47V46H32ZM35 47V46H34ZM36 47H38V45L36 46ZM40 47H41V45H40ZM54 47H56V46H54ZM54 47H53V49H54ZM78 47V46H77ZM104 47V46H103ZM117 47H119V46H117ZM155 47V48H156ZM26 48V49H27ZM30 48V47H29ZM41 48H43V47H41ZM57 48V47H56ZM59 48H62V47H60L59 46ZM67 48V47H66ZM65 48V49H66ZM84 48H86V46L84 47ZM88 48V47H87ZM95 48V47H94ZM107 48V47H106ZM111 48H114V46H112ZM129 48V47H128ZM128 48H126V49H128ZM152 48V49H153ZM34 48H32V50H33ZM40 49V48H39ZM68 49V48H67ZM67 49H66V52H67ZM75 49H76V47H75ZM110 49V48H109ZM151 49V50H152ZM48 50V49H47ZM56 50V52H57V49H55ZM54 50V51H55ZM59 50V49H58ZM62 50H64V49H62ZM62 50H59V51H61V52H63ZM69 50V49H68ZM70 50H72L71 49V47H70ZM74 50V49H73ZM77 50H78V48H77ZM88 50V49H87ZM98 49H96V51H97ZM111 50V49H110ZM137 50V49H136ZM35 51H37V53L38 54H36V57H39V54L41 53V52H43V49H42V51L40 52V51H38V50H35ZM51 51V50H50ZM53 51V52H54ZM58 51V52H59ZM65 51V50H64ZM81 51V50H80ZM85 51V50H84ZM83 51V52H84ZM99 51V50H98ZM101 51H106V50H101ZM114 51H115V49H114ZM146 51H148V50H146ZM52 52V53H53ZM58 52H57V54H58ZM61 52H60V54H61ZM69 52V51H68ZM121 52V51H120ZM122 52H123V49H122ZM125 52V51H124ZM131 52V51H130ZM150 52V51H149ZM27 53H29V52H27ZM45 53H47V52H45ZM48 53H50V52H48ZM52 53H50V55L52 54ZM64 53V52H63ZM62 53V54H63ZM71 53V52H70ZM74 53H76V52H74ZM99 53V52H98ZM107 53H109V52H107ZM114 53V52H113ZM126 53V52H125ZM132 53V52H131ZM148 53V52H147ZM155 53V52H154ZM43 54V53H42ZM85 54L86 53H84V56H85ZM88 54V53H87ZM94 54V53H93ZM117 54V53H116ZM127 54V53H126ZM134 54H135V52H134ZM27 55V54H26ZM32 55V54H31ZM41 55V54H40ZM71 55V54H70ZM74 55H76V54H74ZM74 55H73V57H72V59L74 60L78 55H76V57H74ZM111 55H112V53H111ZM110 55V56H111ZM129 55H130V53H129ZM133 55V54H132ZM136 55V54H135ZM63 56H64V54H63ZM100 56V55H99ZM109 56V57H110ZM131 56V55H130ZM27 57H28V55H27ZM32 57V56H31ZM42 57V56H41ZM47 57H48V55H47ZM49 57H51V56H49ZM52 57H54V56H52ZM58 57H60L59 55L56 57V58H58ZM92 57V56H91ZM98 57V56H97ZM124 57V56H123ZM126 57V56H125ZM33 58V57H32ZM94 58H95V56H94ZM111 58V57H110ZM116 58H118V59H121V55H119L118 57H116ZM115 58V59H116ZM133 58V57H132ZM136 58V57H135ZM153 58V57H152ZM24 59H26L25 57H24ZM28 59L29 60H31L29 57H28ZM51 59V58H50ZM55 59V58H54ZM71 59V58H70ZM80 59V58H79ZM78 59V60H79ZM86 59H88V58H85V61H87ZM102 59V58H101ZM123 59V58H122ZM134 59V58H133ZM202 59L204 60V62H205V64H208V65H210V64H214L215 66H217L216 65V63H219V65L221 66V68H223V69H221V73H220V75L219 76H216V75H214L213 73V76H207V75H209V74H206L203 70H209V71H211L210 69H209V66H207V67H204V63H203V61H202ZM37 60V59H36ZM58 60H60V59H58ZM68 60H69V58H68ZM105 60H107V59H105ZM117 60V59H116ZM115 60V61H116ZM149 60V59H148ZM155 60H156V58H155ZM38 61V60H37ZM51 61V60H50ZM53 61V60H52ZM64 61H66V60H64ZM71 61L72 60H70V64H71ZM76 61V60H75ZM94 61V60H93ZM112 61V62H111ZM111 63H113V59H111ZM130 61V60H129ZM144 61V60H143ZM143 61L141 62V63H143ZM201 61H202V64H201ZM30 62V61H29ZM36 62V61H35ZM34 62V63H35ZM43 62V61H42ZM41 62V63H42ZM44 62H46V61H44ZM54 62V61H53ZM87 62H89V60L87 61ZM87 62H86V64H87ZM106 62V61H105ZM104 62V65H106V63ZM140 62V61H139ZM32 63V62H31ZM37 63H39V62H37ZM47 63H48V60H47V62L46 63H44V66L46 67V65H47ZM51 65H50V67L52 66V64L53 63H51V62H49ZM56 63L58 64V62H57V60H56ZM62 62H60V64H61ZM74 63V62H73ZM77 63V62H76ZM79 63H81V62H79ZM107 63H109V61H107ZM117 63H119V65L118 66H121L120 64H124L125 62H121L120 63V60H119V62H117ZM128 63V62H127ZM46 64V65H45ZM64 64V63H63ZM62 64V65H63ZM66 64H67V62H66ZM65 64V65H66ZM86 64H84V65H86ZM89 64L90 63H88V65H86V67L87 66H89ZM97 64V63H96ZM131 64H133V63H131ZM149 64V63H148ZM54 65H55V68H54ZM51 68L48 66V68H50V69H47V67L46 68H43V70H42V68H40L39 67V69H41L40 71L41 72H45V69H47V73H48V70L50 71L52 68L54 69H52L53 71L52 72H54V74L53 73H49V74H47V75H51L50 77L51 78H53V76L55 75L56 76V74H57V70H55V69H57V67H56V64H54ZM62 65H60V66H62ZM75 65L76 64H74V66L73 67H70L71 69L72 68H74L75 67ZM81 65V64H80ZM125 65V64H124ZM128 65V64H127ZM147 65V64H146ZM145 65V66H146ZM152 65V67L154 66L153 64H151ZM156 65V64H155ZM24 66V67H23ZM43 66V67H44ZM58 66V65H57ZM64 66V65H63ZM62 66V67H63ZM68 66H71V65H68ZM67 66V68H64V70L65 69H67V70H65L66 71V73L68 74V72H69V74H70V72H72V71H68L69 70V67ZM107 66V65H106ZM112 66H114V64L113 65H109V67H111L112 68ZM144 66V65H143ZM42 67V66H41ZM59 67V66H58ZM62 67L60 68L59 67V69H58V73H59V71L60 70H63L62 69ZM83 67V66H82ZM82 67H81V69H82ZM97 67V66H96ZM121 67H124L123 65L121 66ZM127 67H129V66H127ZM151 67V66H150ZM151 67V68H152ZM214 67V66H213ZM37 68H38V66H37ZM77 67H75V69H76ZM84 68V67H83ZM89 69H90V66L88 67ZM88 68H86V69H88ZM117 68V67H116ZM115 68V69H116ZM131 68H133L132 66H131ZM143 68V67H142ZM147 68V67H146ZM149 68V67H148ZM211 68H212V66H211ZM215 68V70L214 71H216V67H214ZM79 69V68H78ZM78 69H76V70H78ZM98 69V68H97ZM104 69H106L105 68V66H104ZM113 69H114V67H113ZM118 69V68H117ZM116 69V70H117ZM124 69H126V68H123V70ZM150 69V68H149ZM154 69H156V68H154ZM153 69V70H154ZM213 69V68H212ZM33 70V71H32ZM37 70V69H36ZM35 70V71H36ZM73 70V69H72ZM83 70V69H82ZM110 70V69H109ZM112 70V69H111ZM120 70H122L121 68H120ZM146 70V69H145ZM218 70V69H217ZM56 71V72H55ZM68 71V72H67ZM85 71V70H84ZM93 71V70H92ZM126 71V70H125ZM144 71V70H143ZM37 72V71H36ZM51 72V71H50ZM61 73H60V75L61 76H64L63 75V73H65V72H62V71H60ZM75 72H77V71H75ZM117 72V71H116ZM115 72V73H116ZM119 72V71H118ZM121 72V71H120ZM128 72V71H127ZM134 72V71H133ZM145 72V71H144ZM212 72H213V70H212ZM220 72V71H219ZM73 75H74V77H76L75 76V74H74V70H73ZM81 73V72H80ZM86 73V72H85ZM96 73V72H95ZM106 74H107V71L105 72ZM123 73V72H122ZM129 73V72H128ZM126 74V73H124V75L126 74V76H128L129 74ZM135 73V72H134ZM147 73V72H146ZM149 73V72H148ZM208 73V72H207ZM216 73V72H215ZM38 74V73H37ZM40 74V73H39ZM46 74H45V76H44V74L42 75V76H44V78L41 76V79L43 78V79H45L46 78ZM77 74V73H76ZM79 74V73H78ZM110 74V73H109ZM111 74H114V73H111ZM145 74V73H144ZM211 74V75H212ZM219 74V73H218ZM236 74V75H235ZM59 75V76H60ZM73 75H72V77H73ZM87 75V74H86ZM90 75H91V73H90ZM93 75H94V73H93ZM92 75V76H93ZM102 75H103V73H102ZM101 75V77H103ZM119 75H120V73H119ZM149 75V74H148ZM155 75H158V73H156V71H154V72H152V73H150V83L151 82H154L155 81ZM55 76H54V78H55ZM106 76V75H105ZM114 76V75H113ZM147 76V75H146ZM159 76V75H158ZM235 76H237L236 78H235ZM66 77V76H65ZM68 77L70 78L71 76H69L68 75ZM70 78V79H73L74 80V77L73 78ZM80 77H83V75L81 74V76ZM122 77V76H121ZM210 77V78H209ZM58 78V77H57ZM63 78V77H62ZM91 78V77H90ZM93 78V77H92ZM111 78H113L112 77V75H111ZM109 79V80H112V79ZM114 78H116L115 76H114ZM119 78V77H118ZM127 78V77H126ZM144 78V77H143ZM40 79V78H39ZM42 79V80H43ZM60 79V78H59ZM58 79V80H59ZM67 79V78H66ZM70 79H68L69 80V82H70ZM76 79V78H75ZM82 79V78H81ZM86 79V78H85ZM94 79H96V78H94ZM120 79H122V78H120ZM124 79H125V77H124ZM124 79H122L123 81H126V79L124 80ZM133 79V78H132ZM149 79V78H148ZM53 80V79H52ZM55 80V79H54ZM63 80H65V78H63L62 79V81ZM76 80H78V79H76ZM83 80H84V78H83ZM114 80V79H113ZM41 81V80H40ZM44 81V80H43ZM51 81V80H50ZM55 81H57V80H55ZM55 81H53L54 83H55ZM79 81V80H78ZM78 81H76L77 83H78ZM86 81V80H85ZM84 81V82H85ZM90 81V80H89ZM94 81V80H93ZM92 81V82H93ZM106 81V80H105ZM138 81V80H137ZM157 81V80H156ZM233 81V82H232ZM66 82H68V81H66ZM69 82H68V84H69ZM72 82H74V81H72ZM76 82H74L75 84H76ZM82 82V81H81ZM80 82V83H81ZM83 82V83H84ZM104 82V81H103ZM114 82V81H113ZM120 82H122L121 80H120ZM119 82V83H120ZM139 82V81H138ZM141 82V81H140ZM142 82H143V80H142ZM47 83V82H46ZM48 83H49V81H48ZM56 83H58V82H56ZM55 83V84H56ZM60 83V82H59ZM86 83H88V82H86ZM102 83V82H101ZM112 83V82H111ZM119 83H117L116 84V86H114L115 88H117V86H118V88H119ZM125 83V82H124ZM132 83H134L133 81H132ZM155 83V82H154ZM44 84H45V81H44ZM50 84H51V82H50ZM65 85H66V83H64ZM67 84V85H68ZM82 84V83H81ZM126 84H127V82H126ZM129 84H131V83H129ZM143 84V83H142ZM145 84V83H144ZM148 84V83H147ZM52 85H54L53 83H52ZM60 85H62V83H60ZM60 85H59V88H62V87H60ZM70 85V84H69ZM78 85V84H77ZM83 85V84H82ZM100 85V84H99ZM115 85V84H114ZM120 85H122L121 83H120ZM132 85V84H131ZM179 85H181L182 86V89H183V85L185 86V90H186V92H185V95H187L186 97H185V95H184V97H181V94H179V96L181 97V99H177V90H178V88L179 87H181V86H179ZM58 86V85H57ZM57 86H56V88H57ZM64 86V85H63ZM80 86V85H79ZM84 86L85 87H88V86H86L85 84H84ZM95 86V85H94ZM141 86V85H140ZM43 87V86H42ZM46 88H47V84H46V86H45ZM50 87H51V85H50ZM101 87H102V85H101ZM128 87V86H127ZM131 87V86H130ZM136 87H138V86H136ZM135 87V88H136ZM44 88V87H43ZM49 88V87H48ZM77 88V87H76ZM82 88V87H81ZM111 88H113V86L111 87ZM110 88V89H111ZM117 88V89H118ZM40 89V88H39ZM63 89H64V87H63ZM85 89H87V88H84L83 90L85 91ZM114 89V88H113ZM117 89H114V90H117ZM119 89H121V88H119ZM231 89V90H230ZM235 89V88H234ZM240 89V88H239ZM43 90V89H42ZM47 90V89H46ZM101 90V89H100ZM106 90H109V89H106ZM114 90H112V91H114ZM122 90V89H121ZM139 90V89H138ZM143 90H144V88H143ZM179 90L182 92V90L179 88ZM227 90H229V91H227ZM40 91V90H39ZM55 91V90H54ZM61 91V90H60ZM66 91V90H65ZM64 90H63V92H65ZM69 91H70V89H69ZM92 91V90H91ZM90 91V92H91ZM126 91V90H125ZM128 91V90H127ZM142 91V90H141ZM180 91H178V92H180ZM233 91V90H232ZM41 92V91H40ZM51 92H52V90H51ZM62 92V91H61ZM61 92H59V93H61ZM73 92V91H72ZM81 92V91H80ZM86 92V91H85ZM97 92V91H96ZM105 92V91H104ZM107 92V91H106ZM133 92V91H132ZM144 92H145V90H144ZM233 92H236V90L235 91H233ZM47 92L45 91V94H46ZM66 93V92H65ZM95 93V92H94ZM94 93L92 94L93 95V97H94ZM97 93H100V92H97ZM187 93V94H186ZM64 94V93H63ZM63 94H62V96H63ZM125 94V93H124ZM130 94V93H129ZM141 94V93H140ZM142 94H143V92H142ZM241 94V95H240ZM48 95H49V91H48ZM59 95V94H58ZM65 95H67V94H65ZM70 95V94H69ZM84 95V94H83ZM82 95V96H83ZM119 95V94H118ZM128 95V94H127ZM135 95V94H134ZM133 95V96H134ZM149 95V94H148ZM182 95V96H183ZM41 96V95H40ZM115 96V95H114ZM123 96V95H122ZM130 96V95H129ZM144 96H145V94H144ZM178 96V97H179ZM236 95H234V97H235ZM239 96H237V97H239ZM45 97V96H44ZM65 97V96H64ZM64 97H62L61 99V101L63 102V98ZM70 97V96H69ZM74 97V96H73ZM77 97H79V96H77ZM86 97V96H85ZM89 97V96H88ZM96 97V96H95ZM102 97V96H101ZM117 97V96H116ZM119 97V96H118ZM236 97V98H237ZM240 97V98H241ZM48 98V97H47ZM56 98H57V96H56ZM126 98H128V97H126ZM147 98V97H146ZM36 99V98H35ZM65 99V98H64ZM68 99V98H67ZM70 99V98H69ZM75 99H76V97H75ZM78 99V98H77ZM82 99V98H81ZM96 99V98H95ZM101 99V98H100ZM111 99V98H110ZM113 99V98H112ZM131 98H129V100H130ZM239 99V98H238ZM31 100H34V99H30V101ZM36 100H38V99H36ZM51 100V99H50ZM59 100H60V97H59ZM73 100H74V98H73ZM78 100H80V99H78ZM77 100V101H78ZM83 100V99H82ZM91 100V99H90ZM94 100V98H92V100L91 101H93ZM185 100H186V102H185ZM69 101V100H68ZM86 101V100H85ZM90 101V102H91ZM96 101H97V99H96ZM106 101V100H105ZM131 101V100H130ZM34 102H37V101H34ZM34 102L32 103L33 105H34ZM42 102H46V100L45 101H42ZM49 102V101H48ZM52 102H53V100H52ZM61 102V103H62ZM65 102V101H64ZM67 102V101H66ZM122 102V101H121ZM124 102V101H123ZM135 102V101H134ZM241 102V101H240ZM47 103V102H46ZM86 104H87V106L89 105V102H85ZM114 103V102H113ZM116 103H118V102H116ZM125 104H126V102H124ZM145 103V102H144ZM28 104V105H27ZM43 104H45V103H43ZM51 105H52V103H50ZM55 104V103H54ZM58 104V103H57ZM65 104V103H64ZM68 104V103H67ZM92 104V103H91ZM93 104H94V102H93ZM100 104L102 105L103 103H99V106H98V104H96L97 105V107H100L101 108V106H100ZM110 104V103H109ZM125 104H123L124 106H126ZM136 104V103H135ZM147 104V103H146ZM181 104V103H180ZM222 104V103H221ZM224 104V103H223ZM228 104H230L231 106H228ZM32 105V106H33ZM39 105H41V104H39ZM60 105H62V104H60ZM73 105V104H72ZM104 105V104H103ZM179 105V104H178ZM36 106V105H35ZM42 106H44V105H42ZM45 106H46V104H45ZM82 106V105H81ZM91 107H92V105H90ZM90 106H89V110H90ZM94 107H92V109L93 110H97V109H99V108H97V107H95V105H93ZM115 106H116V104H115ZM131 106V105H130ZM180 106V105H179ZM182 106V105H181ZM236 105H234V107H235ZM29 107H31V106H29ZM37 107V106H36ZM35 107V108H36ZM51 106L49 105V108H50ZM62 107V106H61ZM68 107V106H67ZM80 107V106H79ZM83 107V106H82ZM81 107V108H82ZM85 107V106H84ZM83 107V108H84ZM111 107V106H110ZM123 107V106H122ZM206 107V106H205ZM208 107V106H207ZM208 107V108H209ZM34 108V109H35ZM38 108H39V106H38ZM42 108V107H41ZM48 108V109H49ZM55 108V107H54ZM82 108V109H83ZM97 108V109H96ZM107 108H109V107H107ZM112 108H113V106H112ZM179 108H181V107H179ZM183 108H184V106H183ZM229 108H226V111H227V109H229ZM233 108V107H232ZM231 108V109H232ZM4 109H6V111H2V110H4ZM8 109H14V110H12V111H14L13 113H11L10 111H8ZM30 108H28L27 110H29ZM33 108L31 107V111H34V110H32ZM74 109V108H73ZM80 109L79 111H82V113H83V110H85L84 112L85 113H87V110H88V108L86 107L85 109ZM87 109V110H86ZM104 109H105V105H104ZM131 109V108H130ZM146 109V108H145ZM177 109V108H176ZM203 109V108H202ZM211 109V110H212ZM238 109V108H237ZM29 110V111H30ZM52 110V109H51ZM56 110H58V109H56ZM66 110V109H65ZM78 110V109H77ZM89 110H88V112H89ZM132 110V109H131ZM134 110V109H133ZM150 110V109H149ZM152 110V111H153ZM180 110V109H179ZM184 110V109H183ZM182 110V111H183ZM210 110V109H209ZM233 110V109H232ZM58 111H60V110H58ZM67 111V110H66ZM101 111V110H100ZM112 111V110H111ZM110 111V112H111ZM122 111V110H121ZM120 111V112H121ZM126 111V110H125ZM135 111V110H134ZM152 111L150 110V114H153L155 111H153V113H152ZM212 111H214V110H212ZM220 112H221V110H219ZM224 112V113H227V112ZM240 111V110H239ZM27 112V111H26ZM43 112H44V109H43V111H41V113L40 114H43ZM54 112H55V110H54ZM72 112V111H71ZM94 112H96V111H94ZM94 112H92V110H91V114L92 113H94ZM157 112H156V115H157ZM201 112H202V110H201ZM200 112V113H201ZM209 112V111H208ZM219 112V113H220ZM222 112V114H224ZM232 112V111H231ZM19 113V112H18ZM34 113V112H33ZM32 113V114H33ZM35 113H37V112H35ZM34 113V114H35ZM39 113V112H38ZM46 113V112H45ZM44 113V114H45ZM50 113V112H49ZM74 113H76V112H73V115H74ZM79 112H77L76 113V115H74V116H76V117H78V114ZM105 113H109V112H106L105 111ZM179 113H180V111H179ZM183 113V112H182ZM187 113V114H188ZM214 113V112H213ZM219 113H216V114H218L219 115ZM229 113H230V111H229ZM229 113H228V115H229ZM236 113V112H235ZM234 113V111L232 112V114H235ZM237 113H239V112H237ZM43 114V115H44ZM47 114V113H46ZM54 114V113H53ZM71 114V113H70ZM84 114V113H83ZM83 114H82V116H83ZM89 114L90 113H88V114H86L87 116H89ZM111 114V113H110ZM109 114V115H110ZM126 114V113H125ZM130 114H131V111H130ZM183 114H185V113H183ZM182 114V115H183ZM241 114H244V113H241ZM38 115V114H37ZM51 115V114H50ZM80 115H81V112H80ZM95 115H96V113H95ZM94 115V117H96ZM104 115V114H103ZM103 115H101V116H103ZM113 115V114H112ZM132 115V114H131ZM130 115V116H131ZM153 115H155V113L153 114ZM152 115V116H153ZM180 115V114H179ZM202 115V114H201ZM211 115H213V114H211ZM228 115L226 114V116L228 117ZM237 115V114H236ZM24 116V115H23ZM23 116H21V117H23ZM64 116V115H63ZM72 117L71 116V120H72V118H73V120L72 121H74V123H75V120H77V118H75V117ZM100 116V115H99ZM100 116V119L102 118ZM105 116V115H104ZM121 116V115H120ZM125 116V115H124ZM128 116H129V114H128ZM151 116V115H150ZM183 116H185V115H183ZM204 116H205V114H204ZM220 117H222L221 115H219ZM225 116V115H224ZM225 116V117H226ZM233 116V115H232ZM36 117V116H35ZM41 117H43V116H41ZM40 117V118H41ZM66 117V116H65ZM68 117V116H67ZM119 117V116H118ZM127 117V116H126ZM154 117V116H153ZM187 117H188V115H187ZM209 118H212V116L210 117V115L208 116ZM208 117H205V119H203L204 121L202 122L201 120H200V123L202 124H205L206 123V125L209 123V125L211 126V122H210V120H208L207 118ZM214 117H215V115H214ZM219 117V118H220ZM237 117V116H236ZM235 117V118H236ZM27 118V117H26ZM30 118H32V117H30ZM39 118V120H40V123H42L43 124V122L41 121L42 119H44V118H42V119H40ZM47 118H49V117H47ZM74 118H75V120H74ZM83 118H84V116H83ZM82 118V119H83ZM89 118H90V120H91V117L89 116ZM89 118L87 119L86 118V116H85V118L82 120V119H80V116H79V118H78V120L80 119V120H82V121H84V123L82 122V121H80V122H82L83 124L80 126V124H79V122H76L75 123V125H74V123L72 124L71 123V125H73L72 127L74 128V127H76V124L78 123V125H79V127H81V128H87L86 126H87V124L89 125V123L88 122H90V121H87V120H89ZM96 118H98V116L96 117ZM96 118H92L93 120L94 119H96ZM104 118V117H103ZM103 118H102V120H103ZM113 118V117H112ZM125 118V117H124ZM128 118V117H127ZM179 118H180V116H179ZM184 118V117H183ZM200 118H202V117H200ZM204 118V117H203ZM224 118V117H223ZM229 118V117H228ZM231 118H233V117H231ZM234 118V119H235ZM16 119V118H15ZM24 119V118H23ZM61 119H63V117L62 118H60V120ZM65 119H67V118H65ZM107 119V118H106ZM126 119V118H125ZM130 119V118H129ZM151 119V118H150ZM154 119V118H153ZM159 119V118H158ZM187 119V118H186ZM227 119V118H226ZM233 119V120H234ZM29 120V119H28ZM34 120H37V119H34ZM71 120H69L68 119V122L70 123V121ZM77 120V121H78ZM122 120V119H121ZM147 120V119H146ZM155 120H157V118L155 119ZM180 120V119H179ZM178 120V121H179ZM191 120V121H192ZM216 120V119H215ZM218 120V119H217ZM229 120L231 121V119L229 118ZM236 120H238V119H236ZM240 120V119H239ZM239 120L237 121V123L236 124H240V122H242V120L239 122ZM44 121V120H43ZM52 121H53V119H52ZM56 121V120H55ZM62 121H64V123H66V121L63 119ZM123 121V120H122ZM130 121V120H129ZM139 121V120H138ZM148 121V120H147ZM151 121V120H150ZM161 120H159V122H160ZM177 121V122H178ZM190 121V120H189ZM223 121V120H222ZM228 121V120H227ZM235 121V120H234ZM24 123H25V121H23ZM27 122V121H26ZM39 122V121H38ZM48 121L46 120V124L49 126V124L47 123ZM59 122V121H58ZM67 122V124L69 125V123ZM96 122V121H95ZM94 122V123H95ZM102 122V121H101ZM146 122V121H145ZM154 122V121H153ZM158 122V123H159ZM184 122V121H183ZM187 122H188V120H187ZM186 122V123H187ZM220 122H221V120H220ZM220 122H218L217 121V123H220ZM224 122V121H223ZM16 123V122H15ZM44 123H45V121H44ZM62 125H63V123L62 122H60ZM98 124H99V122H97ZM96 123V124H97ZM103 124H104V120H103V122H102ZM101 123V124H102ZM135 123V122H134ZM151 123H152V121H151ZM185 123V122H184ZM199 123V124H200ZM215 123H216V121H215ZM228 123V126L230 127L231 125H229L230 123L229 122H227ZM244 123V122H243ZM242 123V124H243ZM22 124V123H21ZM107 124H109V123H107ZM133 124V123H132ZM131 124V125H132ZM145 124V123H144ZM144 124H143V126H144ZM156 124V123H155ZM160 124V123H159ZM158 124V125H159ZM183 123H182V119H181V125H182ZM202 124V125H203ZM245 124V123H244ZM29 125V124H28ZM51 125V124H50ZM59 125V124H58ZM57 125V126H58ZM105 125V124H104ZM178 125V124H177ZM180 124H179V126L178 127H176V129L177 128H179L180 126H181ZM185 126H186V124H184ZM213 125V124H212ZM218 125H220V124H218ZM232 125H235V124H233L232 123ZM17 126V125H16ZM43 126H45L44 124H43ZM53 126V125H52ZM56 126V127H57ZM66 126V125H65ZM94 126V125H93ZM126 126V125H125ZM151 126H152V124H151ZM161 126H163V125H161ZM165 126H167V125H165ZM176 126V125H175ZM192 126H191V128H192ZM210 126H209V128H210ZM216 126H217V124H216ZM228 126H226V127H228ZM237 126V125H236ZM239 126V125H238ZM237 126V127H238ZM241 126H243V125H241ZM20 127V126H19ZM51 127V126H50ZM53 127H55V126H53ZM52 127V128H53ZM55 127V128H56ZM60 127V126H59ZM69 127H71V126H69ZM71 127V128H72ZM89 127L90 126H88V128L87 129H89ZM92 127V126H91ZM96 127V126H95ZM94 127V128H95ZM99 126L97 125V128H98ZM113 127H114V125H113ZM116 127H120V126H116ZM141 127V126H140ZM139 127V128H140ZM157 127V126H156ZM155 127V128H156ZM160 127V126H159ZM164 127V126H163ZM169 127V126H168ZM200 127H202V126H200ZM214 127V126H213ZM218 127V126H217ZM240 127V126H239ZM58 128V127H57ZM65 128V127H64ZM96 128V129H97ZM111 128V127H110ZM115 128V127H114ZM134 128V127H133ZM145 128V127H144ZM144 128H142V129H144ZM146 128H148V127H146ZM145 128V129H146ZM152 128V127H151ZM155 128H152L150 131H152V134L150 133V134H147V132H145V134H147L148 136L150 135V137L152 136V138H155L156 137V130H154ZM158 128V127H157ZM182 128V127H181ZM184 128V127H183ZM186 128V127H185ZM197 128V127H196ZM204 127H202V129H203ZM207 128V127H206ZM232 128V127H231ZM51 129V128H50ZM49 129V130H50ZM62 129V128H61ZM82 129V132L83 133H81L82 134V137L84 136V135H86V133L84 134V132H85V130H87V129ZM95 129V130H96ZM99 129V128H98ZM102 129V128H101ZM100 129V130H101ZM119 129V128H118ZM122 128H120V130H121ZM130 129V128H129ZM162 129V128H161ZM165 129H167L166 127H165ZM175 129V128H174ZM180 129V128H179ZM193 129V128H192ZM216 130H218L217 128H215ZM46 130V129H45ZM52 130V129H51ZM57 130H59V128L57 129ZM69 130V129H68ZM71 130V129H70ZM76 130V129H75ZM99 130V131H100ZM110 130V129H109ZM109 130H104L103 129V131H109ZM114 129H112V131H113ZM115 130H116V128H115ZM114 130V131H115ZM123 130V129H122ZM131 130V129H130ZM134 130V129H133ZM136 130V129H135ZM170 130H172V129H170ZM195 130H197V129H194L193 131H195ZM207 130H209V129H206V131ZM228 130H230L229 128L227 129V131ZM234 130V129H233ZM232 130V131H233ZM47 131H48V129H47ZM60 131V130H59ZM62 131L65 133V131L62 129ZM92 131H93V129H92ZM97 131V130H96ZM96 131H93V134H91V137L94 135V133H96ZM139 131V130H138ZM164 131V130H163ZM167 131V130H166ZM180 131V130H179ZM182 131V130H181ZM198 131V130H197ZM199 131H200V128H199ZM212 131V130H211ZM50 132V131H49ZM52 132V131H51ZM62 132V134L64 135V133ZM67 132H71V131H67ZM77 133H78V131H76ZM87 132V131H86ZM115 132H117V131H115ZM114 132V133H115ZM126 132V131H125ZM128 132H129V130H128ZM160 132V131H159ZM168 132V131H167ZM172 133L174 132V131H171ZM176 132V131H175ZM200 132H202V131H200ZM210 132V131H209ZM208 132V133H209ZM213 132V131H212ZM56 133H58V132H56ZM72 133V132H71ZM76 133V134H77ZM88 134L90 133V131L88 130V132H87ZM102 133V132H101ZM110 133H111V131H110ZM113 133V132H112ZM119 133V132H118ZM122 133V132H121ZM121 133H120V135H121ZM164 133V132H163ZM170 133V132H169ZM203 133H204V131H203ZM211 133V132H210ZM22 134H23V132H22ZM66 134V133H65ZM70 134V133H69ZM67 135V136H70V137H72L71 135ZM75 134V135H76ZM84 134V135H83ZM105 134V133H104ZM117 133H115V135H116ZM128 135H129V133H127ZM134 134H135V131H134ZM140 134V133H139ZM159 134V133H158ZM157 134V135H158ZM176 134H178V133H176ZM223 134V133H222ZM61 135V134H60ZM97 135V134H96ZM95 135V136H96ZM99 135H100V137H101V135L102 134H100L99 133ZM107 135V133L103 136V138L105 137ZM118 135V134H117ZM124 135V134H123ZM136 135V134H135ZM169 135V134H168ZM175 135V134H174ZM173 135V136H174ZM179 135V134H178ZM177 135V136H178ZM203 135V134H202ZM202 135H201V137H202ZM208 135V134H207ZM213 135H214V132H213ZM215 135H217V132H216V134ZM225 134H223V136H224ZM227 135V134H226ZM233 135H235V134H233ZM237 135V134H236ZM57 136V135H56ZM94 136V138H97V137H95ZM113 135H109V137H112ZM125 136V135H124ZM134 136V135H133ZM140 136H142V135H140ZM145 136V135H144ZM162 136V135H161ZM176 136V135H175ZM176 136V137H177ZM209 136V135H208ZM77 137V136H76ZM82 137H80V138H82ZM91 137H89V138H91ZM107 137V136H106ZM109 137H107V138H109ZM121 137V136H120ZM126 137V136H125ZM129 137V136H128ZM127 137V138H128ZM131 137V136H130ZM168 137V136H167ZM205 137H206V133H205ZM213 137V136H212ZM236 137V136H235ZM54 138H55V136H54ZM65 138H66V136H65ZM73 138H74V136H73ZM73 138H70V139H73ZM89 138L87 139V140H89ZM99 138V137H98ZM102 138V137H101ZM117 138H119L118 136H117ZM121 138H124V137H121ZM136 138H138V137H136ZM159 138V137H158ZM226 138V137H225ZM64 139V138H63ZM85 139V138H84ZM92 139V138H91ZM104 139H106V138H104ZM124 139H126V138H124ZM172 139H174V138H172ZM204 139V138H203ZM207 139V138H206ZM231 139V138H230ZM58 140H60V139H58ZM65 140V139H64ZM81 140V139H80ZM79 140V141H80ZM93 140V139H92ZM107 140V139H106ZM113 140V139H112ZM115 140V139H114ZM117 140H120V139H116V141ZM130 140H132V139H130ZM130 140H129V142H130ZM151 140H153V139H150V141ZM160 140V139H159ZM164 140V139H163ZM168 140V139H167ZM177 140V139H176ZM180 140H177V141H180ZM63 141V140H62ZM61 141V142H62ZM71 141H73V140H71ZM89 141H91V140H89ZM94 141V140H93ZM95 141H97L96 139H95ZM94 141V142H95ZM125 141V140H124ZM165 141H166V139H165ZM180 141V142H181ZM230 141V140H229ZM231 141H233L232 139H231ZM59 144H58V143ZM83 142V145H84V140L82 141ZM98 142V141H97ZM109 142H110V140H109ZM109 142H107V143H105V144H107V145H109ZM121 142V141H120ZM126 142V141H125ZM133 142V141H132ZM152 142V141H151ZM155 142V141H154ZM168 142V141H167ZM171 142V141H170ZM169 142V143H170ZM173 142L175 143V141L173 140ZM223 142V143H224ZM236 142V141H235ZM72 143V142H71ZM79 143V142H78ZM101 143V142H100ZM103 143V142H102ZM110 143H114L113 141H111ZM127 143V142H126ZM125 143V144H126ZM162 143V142H161ZM173 143V144H174ZM200 143V142H199ZM201 143H202V141H201ZM215 143V144H214ZM224 143V144H225ZM230 143H232V142H230ZM67 144V143H66ZM65 144V145H66ZM91 144V143H90ZM99 143H97V145H98ZM117 144V143H116ZM121 144H123L122 142H121ZM124 144V145H125ZM137 144V143H136ZM148 144V143H147ZM176 144H178V143H176ZM237 144V145H238ZM71 145V144H70ZM73 145H74V143H73ZM78 145V144H77ZM80 145H81V143H80ZM86 145H88V144H86ZM95 145V144H94ZM93 145V146H94ZM96 145V146H97ZM111 145H114V144H111ZM133 145V144H132ZM170 145H172V143L170 144ZM175 145V144H174ZM103 146V145H102ZM105 146V145H104ZM135 146H137V145H135ZM134 146V147H135ZM142 146V145H141ZM176 146V145H175ZM180 146V145H179ZM217 146V147H216ZM71 147H72V145H71ZM86 146H84V148H83V150L84 149H86L85 148ZM88 148L87 149H89V145L87 146ZM100 147V146H99ZM99 147H97V148H99ZM111 147H113V146H111ZM111 147H109V148H111ZM118 147H120V146H118ZM118 147H117V149H118ZM127 147H129V146H127ZM131 147H133V146H131ZM130 147V148H131ZM172 147V146H171ZM177 147H178V145H177ZM181 147V146H180ZM199 147V148H198ZM222 147H224V145L222 144ZM236 147V148H235ZM64 148V147H63ZM66 148V147H65ZM77 148V147H76ZM79 148V147H78ZM91 148H93L92 146H91ZM115 148V147H114ZM126 148V147H125ZM154 148V147H153ZM175 148V147H174ZM72 149V148H71ZM73 149H75V148H73ZM104 149V148H103ZM102 149V150H103ZM144 149V148H143ZM156 149V148H155ZM165 149V148H164ZM172 149H173V147H172ZM183 149V148H182ZM200 149V150H201ZM82 150V149H81ZM82 150V151H83ZM92 150V149H91ZM94 150V152H95V149H93ZM132 150H134V149H132ZM131 150V151H132ZM176 150V149H175ZM174 150V151H175ZM177 150H178V152H176L177 154L180 152L179 151V147L177 148ZM203 150H205V149H203ZM81 151V152H82ZM90 151V150H89ZM101 151V150H100ZM100 151H98V153L100 152ZM117 151V150H116ZM130 151V152H131ZM135 151V150H134ZM138 151V150H137ZM148 151V150H147ZM153 151V150H152ZM152 151H150V152H152ZM156 151V150H155ZM166 151V150H165ZM234 151H236V153H238L240 156V158H241V162H242V165H240V166H237L238 168H236V171L233 173L232 172V174H230V175H227V174H225L224 173V171L226 172L227 170H225L226 168H227V165H228V163H226V159L228 158V157H230V155H228V153H232V155H233V153H235ZM76 152V151H75ZM84 152H86V150L84 151ZM83 152V153H84ZM103 152V151H102ZM101 152V153H102ZM124 152V151H123ZM182 152V151H181ZM180 152V153H181ZM78 153V152H77ZM82 153V154H83ZM104 153H105V150H104ZM149 153V152H148ZM162 153V152H161ZM171 153V152H170ZM200 155H199V154ZM256 153V152H255ZM85 154V153H84ZM89 154V152L87 153V155ZM100 154V153H99ZM99 154H97V156H99ZM125 154V153H124ZM135 154V153H134ZM168 154V153H167ZM166 154V155H167ZM237 154V155H238ZM254 154V153H253ZM86 155V154H85ZM96 155V154H95ZM92 156V157H95V159L97 158L96 156ZM102 156H104L103 154H101ZM118 155H121V154H118ZM123 155V154H122ZM128 155V154H127ZM136 155V154H135ZM146 155V154H145ZM181 155H179V156H181ZM84 156V155H83ZM90 156V158H91V155H89ZM112 156H114V155H112ZM160 156V155H159ZM174 156V155H173ZM252 156V155H251ZM85 157V156H84ZM101 157V156H100ZM100 157H98V160L97 161H101L102 159L100 158ZM148 157H149V155H148ZM161 157V156H160ZM167 157V156H166ZM165 157V158H166ZM172 157V156H171ZM175 157H177V156H175ZM232 157V156H231ZM246 157V158H245ZM252 157H254V156H252ZM260 157V156H259ZM99 158H100V160H99ZM124 158V157H123ZM143 158H145V157H143ZM150 158V157H149ZM162 158V157H161ZM164 158V157H163ZM235 158H236V156H235ZM250 158V157H249ZM91 159H93V158H91ZM120 159V158H119ZM156 159V158H155ZM203 159H199V160H203ZM253 159V158H252ZM87 160V159H86ZM167 160H168V158H167ZM230 160H232V158L230 159ZM250 160V159H249ZM259 160H260V158H259ZM90 161V160H89ZM151 161V160H150ZM178 161H180V160H178ZM229 161V160H228ZM227 161V162H228ZM262 161V160H261ZM88 162V161H87ZM103 162H105V161H103ZM128 162H130V161H128ZM127 162V163H128ZM133 162V161H132ZM148 162H149V160H148ZM165 162V161H164ZM203 162H204V160H203ZM203 162H202V164H203ZM233 162V161H232ZM238 162V161H237ZM253 163H254V161H252ZM98 163V162H97ZM110 163V162H109ZM124 163V162H123ZM122 163V164H123ZM138 163V162H137ZM152 163V162H151ZM180 163H181V161H180ZM205 163V162H204ZM259 163V162H258ZM85 164V163H84ZM88 164V163H87ZM93 163H91V165H92ZM102 164V163H101ZM150 164V163H149ZM168 164V163H167ZM176 164V163H175ZM181 164V165H182ZM86 165V164H85ZM90 165V164H89ZM89 165H87V166H89ZM93 165H95V163L93 164ZM98 165V164H97ZM107 165V164H106ZM115 165V164H114ZM132 165V164H131ZM164 165V164H163ZM162 165V166H163ZM180 165V166H181ZM205 165V164H204ZM229 165H231V164H229ZM257 165V164H256ZM264 165V164H263ZM103 166V165H102ZM121 166H123V165H121ZM141 166V165H140ZM157 166V165H156ZM165 166V165H164ZM175 166V165H174ZM179 166V165H178ZM196 166H198V168L196 167ZM93 167V166H92ZM101 167V166H100ZM103 167H106V166H103ZM131 167V166H130ZM158 167V166H157ZM172 167V166H171ZM204 167H206V165L204 166ZM230 167V166H229ZM235 167V166H234ZM257 167H260V166H257ZM97 168V167H96ZM95 168V169H96ZM111 168V167H110ZM113 168V167H112ZM115 168H116V166H115ZM120 168V167H119ZM142 168V167H141ZM160 168H161V166H160ZM164 168V167H163ZM170 168V167H169ZM182 168V167H181ZM232 168V167H231ZM231 168H229V169H231ZM33 169H36V171H37V173H35L36 175L35 176H32L33 175V172H32V170ZM86 169V168H85ZM84 169V170H85ZM88 169V168H87ZM86 169V170H87ZM102 169V168H101ZM105 169H107V170H109V167H107V168H105ZM131 169H132V167H131ZM130 169V170H131ZM208 169V168H207ZM98 170V169H97ZM104 169H102V171H103ZM114 170V169H113ZM125 170H126V168H125ZM129 170V169H128ZM135 170V169H134ZM149 170V169H148ZM161 170V169H160ZM168 170V169H167ZM175 170V169H174ZM178 170V169H177ZM180 170H182V169H180ZM180 170H179V172H180ZM206 170V169H205ZM235 170V169H234ZM254 170V169H253ZM34 171V170H33ZM92 171V170H91ZM111 171V170H110ZM110 171H109V173H107V174H109V177L110 176H112L113 174H111L110 175ZM150 171V170H149ZM207 171V170H206ZM255 171V170H254ZM107 172V171H106ZM105 172V173H106ZM111 172H113V171H111ZM122 172V171H121ZM120 172V173H121ZM133 172V171H132ZM145 172V171H144ZM148 172V171H147ZM174 172V171H173ZM172 172V173H173ZM177 172V171H176ZM175 172V173H176ZM208 172V171H207ZM228 172V171H227ZM226 172V173H227ZM230 172V171H229ZM260 172V171H259ZM100 173V172H99ZM104 173V172H103ZM115 173V172H114ZM127 173V172H126ZM158 173V172H157ZM181 173V172H180ZM185 175H184V174ZM199 173H197L196 175H197V177H196V181H198L199 179H197V178H199L198 177V174ZM91 174V173H90ZM106 174V175H107ZM117 174H119V173H117ZM141 174V173H140ZM152 174V173H151ZM177 174L178 175H180L178 172H177ZM201 174V173H200ZM229 174V173H228ZM258 174V173H257ZM262 174V173H261ZM100 175V174H99ZM126 175H128V174H126ZM131 175H133V174H131ZM137 175V174H136ZM162 175V174H161ZM166 175V174H165ZM102 176V181H103V179H104V177L103 176H105L104 174L103 175H101ZM100 176V177H101ZM115 176V175H114ZM122 176V175H121ZM140 176V175H139ZM142 176V175H141ZM172 176V175H171ZM181 176L180 177H176V178H181ZM203 176V175H202ZM202 176H200V177H202ZM254 176H256V175H254ZM254 176H252L251 178H253ZM258 176H261V175H258ZM84 177V178H83ZM95 177V176H94ZM99 177V176H98ZM134 177H135V174H134ZM143 177V176H142ZM154 177V176H153ZM157 177V176H156ZM155 177V178H156ZM159 177V176H158ZM206 177V176H205ZM205 177H202V178H205ZM106 178V177H105ZM119 178V177H118ZM116 176H115V182H116V180L118 179ZM125 177L123 176L122 177V179H124ZM130 178V177H129ZM137 178V177H136ZM140 179H138L137 178V180H135V182L137 183V185L138 186H142V188H143V186L145 187V183L143 182L144 181V179H142L141 177H139ZM148 178V177H147ZM151 178V177H150ZM176 178H174V181H175V184L173 185V186H176ZM202 178H200L201 179V181H202ZM217 178V179H218ZM261 178V177H260ZM259 177H258V180L260 179ZM264 178V177H263ZM86 179V178H85ZM107 179H114V177H110V178H107ZM143 181H142V180ZM161 179V178H160ZM186 179V178H185ZM189 179V178H188ZM209 179H211V178H209ZM214 179V178H213ZM217 179H215V181L217 180ZM231 181H230V180ZM257 179V178H256ZM87 180V179H86ZM111 180H107V181H111ZM120 180V179H119ZM171 180H172V178H171ZM181 180H182V178H181ZM192 180H193V177H192ZM221 180V181H222ZM252 180V179H251ZM254 180V179H253ZM252 180V181H253ZM84 181V182H83ZM98 181H101V180H98ZM107 181H105V182H107ZM121 181V180H120ZM120 181H117V182H120ZM180 181V180H179ZM186 181V180H185ZM189 181H191L190 179H189ZM194 181V180H193ZM206 181V180H205ZM209 181V180H208ZM219 181H220V179H219ZM228 181H230V182H228ZM256 181V180H255ZM260 181V180H259ZM93 182V181H92ZM105 182H104V184H105ZM124 182V181H123ZM122 182V183H123ZM149 182V181H148ZM169 182V181H168ZM245 182H246V180H245ZM251 182V181H250ZM263 182V181H262ZM111 183V182H110ZM112 183H113V180H112ZM111 183V184H112ZM129 183V182H128ZM136 183H135V185H136ZM157 183V182H156ZM174 183V182H173ZM180 183V182H179ZM187 183H188V181H187ZM194 183V182H193ZM206 183V182H205ZM253 184L255 183L254 181L252 182ZM259 183V182H258ZM86 184H88V182L86 183ZM94 184V183H93ZM93 184H92V186H93ZM103 184V185H104ZM120 185H121V183H119ZM145 184V185H144ZM155 184V183H154ZM161 184V183H160ZM170 184V183H169ZM178 184V183H177ZM252 184V185H253ZM94 185H98V184H94ZM99 185H100V183H99ZM98 185V186H99ZM101 186V187H106L107 185H109V183H107V184H105L106 186ZM113 185V184H112ZM114 185L116 186L117 185V183H114ZM152 185H153V183H152ZM152 185H149V186H151V190H153V191H157V187H156V184L154 185V187H152ZM203 185V184H202ZM247 185V186H246ZM255 185H256V183H255ZM252 186V187H257L258 185L260 186L261 184H258L257 186ZM97 186V187H98ZM111 187V185L109 186V187H111L110 189H112V188H115V190H113V191H115V194H114V192H110V191H112V190H110V191H106L105 192V190L107 189V188H109V187H107L106 189H100V187H98L99 189H100V192H101V194L99 195V196H105L104 198H102V197H100V198H102V199H104V201H102V202H106L105 200H106V194L105 193H107V195H109V194H111V195H115V198H116V200L118 199V197H116V193L118 194V192L119 191H117V189H116V187ZM118 186V190L120 189V190H122V192L121 193H124L125 191H123V189L124 188H127L126 186H128V185H126L125 183L124 184H122L121 186H119V185H117ZM147 186H148V184H147ZM173 186H171V187H173ZM179 186V185H178ZM177 186V187H178ZM181 186H182V184H181ZM196 186H197V183H196ZM195 186V187H196ZM198 186H199V184H198ZM204 186V185H203ZM250 186V185H249ZM32 187H34V188H36V189H38V191L33 195V200H32V202L31 201H29L28 200V198H27V200H28V202L29 203H27V200H26V203L24 202L25 200H23V199H21V196H22V192L24 191H28L29 189H31L32 190ZM49 187H50V189H49ZM84 187V188H83ZM96 187V188H97ZM169 187V186H168ZM177 187H174V188H172L171 190V192H172V194L173 193H175V196H176V200H178V201H182L181 200V198H180V193H181V190H180V188H177ZM207 187V186H206ZM252 187L250 186V189H252ZM33 188V189H34ZM121 188H123V189H121ZM182 188V187H181ZM186 188H187V186H186ZM244 188H241L242 190L244 189ZM81 189V190H80ZM85 189V190H84ZM90 189V191H91V187L89 188ZM129 189H130V187H129ZM139 189V188H138ZM147 189H150V188H147ZM159 189H160V187H159ZM170 189V188H169ZM195 189V188H194ZM197 189V188H196ZM205 189V188H204ZM249 189V190H250ZM257 189H259L258 187H257ZM15 191V192H19V194L21 193V195H15L14 193L12 194L11 193V191ZM82 190H84V191H82ZM93 190H95L94 188H93ZM92 190V191H93ZM107 190H109V189H107ZM162 190V189H161ZM167 190V189H166ZM182 190H183V188H182ZM191 190H192V187H191ZM199 190H202V189H200L199 188ZM198 190V191H199ZM244 190H247L246 188L244 189ZM34 191V190H33ZM90 191L88 192V194L90 195ZM91 191V192H92ZM95 191H97V190H95ZM117 191V192H116ZM133 191H134V189H133ZM145 191V190H144ZM162 191H165V190H162ZM204 191V190H203ZM210 191V190H209ZM252 191V190H251ZM251 191H248V192H250L251 194H255V192L254 193H252ZM253 191H256L254 188H253ZM259 193H258V192ZM256 191V193H258L259 195V197L261 196V200L259 201V199H257V201H259V202H261V204H263L264 205V186H261V190L259 189V190H257ZM23 192V193H24ZM32 191H30V193H31ZM35 192V191H34ZM34 192H32V193H34ZM81 192V193H80ZM99 192V191H98ZM97 192V193H98ZM105 192V193H104ZM110 192V193H109ZM119 192V193H120ZM128 192V191H127ZM138 192V191H137ZM149 192V191H148ZM158 192V191H157ZM171 192H168L167 193V198H165V196H163V198L161 197V200L162 199H164L165 198V201H164V203L167 205V204H169L170 202H172V201H174V200H172L173 199V197H172V194H170ZM206 192V191H205ZM208 192V191H207ZM241 193H242V191H240ZM247 192V191H246ZM8 193V194H7ZM11 193V194H10ZM32 193H31V195H32ZM79 193H80V195H79ZM94 193V192H93ZM150 193V192H149ZM241 193H239V194H241ZM244 194H247V193H245V191L243 192ZM260 193H261V195H260ZM85 195H86V193H84ZM126 194V193H125ZM154 194V193H153ZM168 194H170V195H168ZM188 194V193H187ZM243 194V195H244ZM24 195V194H23ZM28 195H29V193H28ZM30 195V196H31ZM92 195V194H91ZM111 195H109V196H107V198H109V199H107V200H109V201H115V199L111 196ZM120 195V194H119ZM131 195V194H130ZM151 195V194H150ZM156 195V194H155ZM159 195V194H158ZM184 195V194H183ZM191 195V194H190ZM194 195V194H193ZM201 195H202V193H201ZM237 195V196H236ZM252 195V197H254ZM27 196V195H26ZM39 196H40V198H39ZM84 196V195H83ZM98 196V197H99ZM113 198V200L111 199L110 200V198L111 197ZM122 196L124 197L125 195H123L122 194ZM134 196V195H133ZM136 196H137V194H136ZM135 196V197H136ZM140 196V195H139ZM174 196V195H173ZM200 196V195H199ZM205 196V195H204ZM209 196V195H208ZM218 196V195H217ZM246 196V195H245ZM248 197H245L246 199H248L249 198V195H247ZM73 197H74V195H73ZM81 197V196H80ZM80 197H78V199H80V201H81V198ZM87 197H88V195H87ZM91 197V196H90ZM89 197V198H90ZM93 197V196H92ZM96 197H97V194H96ZM129 197V196H128ZM127 197V198H128ZM132 197V196H131ZM149 197V196H148ZM192 197V196H191ZM250 197H251V195H250ZM256 197V198H257ZM23 198H25V197H23ZM83 198V197H82ZM99 198V199H100ZM126 198V199H127ZM140 198V197H139ZM138 198V199H139ZM151 198V197H150ZM175 198V197H174ZM187 198V197H186ZM196 198H198V196L196 197ZM199 198H201V197H199ZM207 198V197H206ZM221 198V199H222ZM238 198H239V196H238ZM242 198V197H241ZM86 199V198H85ZM93 199V198H92ZM120 199H121V197H120ZM130 199V198H129ZM145 199V198H144ZM160 199V198H159ZM192 199H195V198H192ZM226 199H224V200H226ZM252 199V198H251ZM251 199H248L247 201H251ZM255 199V198H254ZM72 200H77V198L76 199H72ZM96 200V199H95ZM101 200V199H100ZM137 200V199H136ZM156 200V199H155ZM172 200V201H171ZM175 200V201H176ZM197 200V204H199L198 203V200H200V199H196ZM195 200V201H196ZM56 201H54V202H56ZM79 201V200H78ZM84 201V200H83ZM119 201V200H118ZM124 201H126V200H124ZM127 201H129V200H127ZM160 201V200H159ZM174 201V202H175ZM192 201V200H191ZM201 201V200H200ZM199 201V202H200ZM217 201V200H216ZM222 201V200H221ZM238 201V200H237ZM67 202H69V199H68V201ZM93 202H94V200H93ZM96 202V201H95ZM94 202V203H95ZM132 202V201H131ZM136 202V201H135ZM156 202V201H155ZM203 202V201H202ZM201 202V203H202ZM223 202V201H222ZM227 202V201H226ZM236 202V201H235ZM66 203V200H65V202L64 203H62L63 204V206H64V204ZM71 202H69V203H67V204H70ZM75 203V202H74ZM83 203H86V202H83ZM90 203V202H89ZM94 203H93V205H94ZM97 203V202H96ZM110 203V202H109ZM109 203H107V204H109ZM113 203V202H112ZM116 203H117V201H115V208H117V209H119L120 208V206H119V208L118 207H116ZM124 203H126V202H124ZM129 203V202H128ZM160 203H162L161 201H160ZM176 203H178V202H176ZM192 203V202H191ZM195 203V204H196ZM200 203V204H201ZM237 203V202H236ZM72 204V203H71ZM100 204V203H99ZM119 204V203H118ZM117 204V205H118ZM142 204V203H141ZM154 204V203H153ZM156 204V203H155ZM158 204V203H157ZM171 204V203H170ZM169 204V205H170ZM181 204V203H180ZM199 204V205H200ZM207 204V203H206ZM228 204V203H227ZM0 205V206H1ZM84 205V204H83ZM87 204H85V206H86ZM102 205V204H101ZM120 205V204H119ZM143 205V204H142ZM146 205V204H145ZM160 205V204H159ZM165 205V206H166ZM168 205V206H169ZM174 205V203L172 204V206ZM177 205V204H176ZM194 205V204H193ZM202 205V204H201ZM217 205V204H216ZM3 206V205H2ZM43 206H44V204H43ZM57 206V205H56ZM68 205H65V207H67ZM71 206V205H70ZM73 206V205H72ZM78 206V205H77ZM102 206H104V205H102ZM123 206H125L124 204H123ZM155 206V205H154ZM158 205H156V207H157ZM162 206L163 205H161V207L160 208H162ZM179 206V205H178ZM196 206V205H195ZM207 206H208V204H207ZM232 206V205H231ZM236 206V205H235ZM239 206V205H238ZM53 207H54V205H53ZM53 207L51 206V210H49L51 213H52V209H53ZM90 207V205L88 206V208ZM93 207V206H92ZM153 207V206H152ZM159 207V206H158ZM158 207H157V209H158ZM164 207V206H163ZM167 207V206H166ZM165 207V208H166ZM189 207V206H188ZM198 207V206H197ZM203 207V206H202ZM202 207H200V209L202 208ZM210 207V206H209ZM211 207H213V206H211ZM210 207V208H211ZM220 207V206H219ZM5 208V207H4ZM44 208H46V207H44ZM62 208H64V207H62ZM61 208V210L63 211V209ZM78 208H81V206L80 207H78ZM84 208V207H83ZM100 208V207H99ZM99 208H98V210H99ZM105 208H106V205H105ZM104 208V209H105ZM130 208V207H129ZM128 208V209H129ZM135 208V207H134ZM148 208V207H147ZM159 208V209H160ZM190 208V207H189ZM235 208V207H234ZM47 209H49V207L47 208ZM55 209H56V207H55ZM55 209H54V211H55ZM72 209V208H71ZM70 209V210H71ZM91 209V208H90ZM95 209V208H94ZM114 209V208H113ZM112 209V210H113ZM117 209H115V210H117ZM154 209V208H153ZM156 209V210H157ZM162 209H164V208H162ZM161 209V210H162ZM168 209V208H167ZM166 209V210H167ZM199 209V210H200ZM213 209H214V207H213ZM218 209V208H217ZM216 209V210H217ZM45 210V209H44ZM57 210V209H56ZM76 210V209H75ZM87 210V209H86ZM92 210H93V208H92ZM102 210V209H101ZM111 210V211H112ZM120 210H122V209H120ZM135 210V209H134ZM139 210H141L140 208H139ZM196 210V209H195ZM222 210V209H221ZM231 210V209H230ZM4 211V210H3ZM8 211V210H7ZM14 211V212H15ZM46 211V213L47 212H49V211H47V210H45ZM59 211V210H58ZM67 211H69V210H67ZM133 211V210H132ZM146 211H148L147 209H146ZM170 211V210H169ZM190 211H192V210H190ZM204 211V210H203ZM209 211V210H208ZM211 211V210H210ZM228 211V210H227ZM5 212H6V210H5ZM9 212H11V211H9ZM43 212V211H42ZM49 212V213H50ZM74 212V211H73ZM84 212V211H83ZM90 212V211H89ZM89 212H86V213H89ZM93 212V211H92ZM102 213V215H103V213L105 214V212H104V210L103 211H101ZM116 212V211H115ZM118 212V211H117ZM116 212V213H117ZM122 212V211H121ZM135 212V211H134ZM138 211H136V213H137ZM141 212V211H140ZM157 211H155L154 213V218H152V216H151V220H153V226H154V228H155V230L156 231H161V233H162V235L161 236H163V234L165 235V237H162V238H160L161 236H159L158 235V232H156V235L154 236V238H150V236L147 238H143L142 236H141V238H143V240H139V241H137L136 240V238H128V235H129V233H128V235H127V240H125L124 239V236L123 237H120L119 235H116V234H111V232H107V230L106 231H104L103 230V232L101 231L102 230V228L100 229L99 227H98V229H100V231H101V235H100V237H98V239H99V242L98 243H96V241L94 240V238H95V236H97V235H95L94 236V238L92 239L93 241L90 243V245H88V243H86L85 244V242H83L84 240H82L81 242H83L84 243V247H83V243H82V248H84V249H76V247L75 246H77V245H75V246H73V247H75V249L73 250L72 249V247H69V246H71V245H73V243L71 244V245H69L67 248L69 249V251L67 252V250L66 251H58V250H56L57 252L55 253V251L54 250H51L52 249V247H51V253H52V251H54V255H55V257L51 254V256L50 257H54V260H52V261H54V264H158L159 262H161L162 260V256H164L166 253H168V252H166V250L168 249V251H172V252H174V251H176V250H179V246H181V244L182 243H180V245H177L179 242L176 240L175 241V235L177 234V235H180L181 234V238H182V234H183V232L186 230V228H185V222H184V219L182 220V218H181V220L179 219V221H178V223H177V225H178V227L176 226V227H173V225L171 224V227H170V225L168 226L167 225V220H168V218L166 217L167 216V214L165 215V214H161V215H164V217H166L165 219L164 218H161L162 216H158V215H160V214H158V212H161L160 210H158V212L156 213ZM162 212H165V211H162ZM174 212V211H173ZM176 212H177V210H176ZM194 212V211H193ZM196 212V211H195ZM50 213V214H51ZM57 213H60V212H57ZM64 213V212H63ZM66 213V212H65ZM69 213H70V211H69ZM75 213V212H74ZM74 213H72V214H74ZM85 213V212H84ZM94 213V212H93ZM113 213H114V210H113ZM115 213V214H116ZM122 213H124V212H122ZM144 213V212H143ZM153 213V212H152ZM151 213V214H152ZM171 213V212H170ZM178 213V212H177ZM182 213V212H181ZM191 213V212H190ZM197 213H199V212H197ZM202 213V212H201ZM208 213V212H207ZM206 213V214H207ZM227 213V212H226ZM5 214V213H4ZM11 214V213H10ZM14 214V213H13ZM49 214V215H50ZM56 214V213H55ZM76 214V213H75ZM79 214V213H78ZM81 214V213H80ZM79 214V215H80ZM90 214V213H89ZM107 214H109V213H107ZM115 214L113 215V216H115ZM146 214H148V213H146ZM173 214H175V213H173ZM172 214V215H173ZM184 214V213H183ZM192 214V213H191ZM190 214V215H191ZM196 214V213H195ZM12 215V214H11ZM45 215H47V214H45ZM52 216L54 215V212H53V214H51ZM60 215V214H59ZM64 215H66V214H64ZM84 215V214H83ZM82 215V216H83ZM88 215V214H87ZM91 215H94V214H91ZM99 215H100V212H99ZM111 215V214H110ZM142 215V214H141ZM153 215V214H152ZM170 215V214H169ZM179 216H180V214H178ZM178 215H177V218H178ZM182 215V214H181ZM193 215V214H192ZM226 215V214H225ZM225 215H223V216H225ZM16 216V217H17ZM63 216V215H62ZM67 216V215H66ZM68 216H70V215H68ZM78 216V215H77ZM85 216V215H84ZM95 216H96V214H95ZM101 216V215H100ZM128 216H129V214H128ZM183 216V215H182ZM195 216V215H194ZM202 216V215H201ZM208 216H211V214L210 215H208ZM207 216V217H208ZM213 216H214V214H213ZM216 216V215H215ZM2 217H4V216H2ZM1 217V218H2ZM6 217V216H5ZM17 217V218H18ZM54 217V216H53ZM52 217V218H53ZM97 217V216H96ZM122 217H124V216H122ZM142 217V216H141ZM173 217H174V215H173ZM175 217H176V215H175ZM200 217V216H199ZM217 217V216H216ZM229 217V216H228ZM35 218L38 220H35ZM49 218H51V217H48V219ZM55 218V222L53 221H51V220H53V219H51V220H49L51 223H46V221H48V220H44L43 222H45L44 224H42V226H46V229H47V227H48V225L49 226H51V225H53V223H54V225L51 227V228H49L48 229V233H50V231L51 230H53V231H56V229H58L57 227H56V229H55V223H56V216L54 217ZM63 218H64V216H63ZM72 219H73V217H71ZM90 218V217H89ZM88 218V219H89ZM107 218H109V216H107ZM112 218V217H111ZM127 218V217H126ZM171 218V217H170ZM169 218V221L172 223V221H171V219ZM191 218V217H190ZM195 218V217H194ZM202 218V217H201ZM200 218V219H201ZM218 218V217H217ZM231 218V217H230ZM229 218V219H230ZM237 218V217H236ZM45 219H47V218H45ZM68 219V218H67ZM84 219V218H83ZM92 219V218H91ZM101 219V218H100ZM123 219V218H122ZM174 219V218H173ZM197 218H195L194 219V221L196 222V221H198V219L196 220ZM199 219V220H200ZM3 220H5V219H3ZM62 220V219H61ZM69 220V219H68ZM71 220V219H70ZM90 220V219H89ZM98 220V219H97ZM107 220H110V221H112L111 219H107ZM186 220V219H185ZM193 220V219H192ZM212 220V219H211ZM237 220H239V219H237ZM254 220V219H253ZM18 221V220H17ZM34 221H36V222H34ZM60 221V220H59ZM66 221V220H65ZM64 221V222H65ZM88 221V220H87ZM95 220H93L91 223H93ZM141 221V220H140ZM193 221V222H194ZM200 221H202V219L200 220ZM215 221V220H214ZM40 222V223H41ZM70 222H72V221H70ZM96 222H99V221H96ZM95 222V223H96ZM123 222V221H122ZM146 222V221H145ZM175 222H177V221H175ZM175 222H173V223H175ZM186 222H187V220H186ZM192 222V223H193ZM195 222H194V224L193 225H195ZM199 222V221H198ZM3 223V222H2ZM60 223V222H59ZM73 223H75V222H73ZM90 223V222H89ZM88 223V224H89ZM94 223V224H95ZM104 223V222H103ZM124 223V222H123ZM138 223H139V221H138ZM142 223V222H141ZM202 223V222H201ZM200 223V224H201ZM204 223V222H203ZM207 223V222H206ZM221 223V222H220ZM21 224V225H20ZM39 224V223H38ZM47 224V225H46ZM51 224V225H50ZM97 224H99V223H97ZM114 224V223H113ZM116 224V223H115ZM118 224V223H117ZM149 224V223H148ZM228 224H230V223H228ZM250 224V223H249ZM58 225V224H57ZM62 225V224H61ZM71 225H72V223H71ZM70 225V226H71ZM74 225V224H73ZM91 225V224H90ZM89 225V226H90ZM96 225V224H95ZM104 225H105V228H106V226H107V229H109L110 227V225H107V223L105 224L104 223ZM144 225V223L142 224V226ZM145 225H147V224H145ZM152 225V224H151ZM198 225H199V223H198ZM197 225V226H198ZM204 225V224H203ZM207 225H209V224H207ZM206 225V226H207ZM211 225V224H210ZM214 225V224H213ZM213 225H211V226H213ZM10 226V225H9ZM98 226V225H97ZM111 226H113L112 225V223H111ZM118 226V225H117ZM121 226V225H120ZM123 226V225H122ZM121 226V227H122ZM137 226V225H136ZM163 226H164V228H163ZM196 226V225H195ZM195 226H192L193 228L195 227ZM196 226V227H197ZM201 226V225H200ZM241 226V225H240ZM249 226V225H248ZM260 226V225H259ZM6 227V226H5ZM8 227V226H7ZM39 227H41V225L39 226ZM54 227V228H53ZM65 227V226H64ZM88 227V226H87ZM101 227H102V225H101ZM104 227V226H103ZM114 227V226H113ZM116 227V226H115ZM133 227V226H132ZM147 227H148V225H147ZM151 227V226H150ZM149 227V228H150ZM187 227V226H186ZM195 227V228H196ZM231 227V226H230ZM9 228V227H8ZM41 228H44L45 229V227H41ZM119 228V227H118ZM124 228V227H123ZM122 228V229H123ZM148 228V229H149ZM164 230H163V229ZM263 228V227H262ZM27 229H29L30 231H27L26 232V230ZM34 229V228H33ZM93 229L94 230H96L97 229V227H96V229L93 227ZM115 229V228H114ZM116 229H117V227H116ZM120 229V228H119ZM119 229H118V231H119ZM129 229H130V227H129ZM137 229V228H136ZM145 229V228H144ZM208 229H209V227H208ZM244 229V228H243ZM70 230V229H69ZM72 230V229H71ZM70 230V231H71ZM81 230V229H80ZM111 230H113V228L111 229ZM127 230V229H126ZM125 230V231H126ZM147 229H145V231H146ZM152 230V229H151ZM151 230H149V232L151 231ZM192 230V229H191ZM199 230V229H198ZM200 230H203L202 231V235L204 234V229H200ZM199 230V231H200ZM219 230V229H218ZM236 230V229H235ZM4 231V230H3ZM16 231H15V233H16ZM42 231V230H41ZM44 231V230H43ZM53 231H51V235H49L48 233L46 234V236H45V240H46V242L47 241H50V240H48V239H46L47 237H49V236H51V238L54 240V238L53 237H57L56 238V241L54 240L53 242H54V248L55 249H58L59 248V250H60V246L63 244V239H62V243H60V242H58L59 241V239H58V236L56 235V234H58V233H56V232H53ZM58 231V230H57ZM65 231H67V230H65ZM98 231V230H97ZM97 231H95V232H97ZM99 231V232H100ZM114 231V230H113ZM121 231V230H120ZM123 231V230H122ZM122 231H121V234H122ZM125 231H124V233H125ZM139 231V230H138ZM144 231V230H143ZM207 231V230H206ZM264 231V230H263ZM10 232V231H9ZM14 232V231H13ZM59 232V231H58ZM77 233H78V231H76ZM85 232V231H84ZM94 232V231H93ZM140 232V231H139ZM152 232H153V230H152ZM151 232V233H152ZM180 232H182V233H180ZM186 232V231H185ZM196 232V231H195ZM226 232V231H225ZM18 233L15 235L16 237L17 236H19L18 235ZM45 233V232H44ZM54 233H56V234H53ZM113 233H116L115 231L113 232ZM132 233V232H131ZM134 233V232H133ZM142 233V232H141ZM179 233V234H178ZM197 233V232H196ZM210 233V232H209ZM222 233V232H221ZM259 233V232H258ZM262 233V232H261ZM7 234V233H6ZM9 234V233H8ZM21 234V233H20ZM42 234V233H41ZM60 234V233H59ZM62 234V233H61ZM60 234V237H63L62 235ZM84 234V233H83ZM94 234V233H93ZM97 234V233H96ZM117 234H118V232H117ZM125 234H127V233H125ZM139 234V233H138ZM137 234V235H138ZM144 234H146V233H144ZM148 234V233H147ZM150 234V233H149ZM184 234H186V233H184ZM184 234H183V236H184ZM188 234V233H187ZM193 234V233H192ZM198 234V233H197ZM207 234V233H206ZM44 235V234H43ZM47 235H49V236H47ZM99 235V234H98ZM122 235H124V234H122ZM136 235V236H137ZM176 235V236H177ZM214 235V234H213ZM219 235H220V232H219ZM228 235V234H227ZM243 235V234H242ZM250 235V234H249ZM257 235V234H256ZM0 236H1V233H0ZM2 236H4V238H5V235H4V232H3V235ZM75 236V235H74ZM81 236V235H80ZM131 236H132V234H131ZM145 236H148V235H144V237ZM153 236V235H152ZM193 236V235H192ZM208 236V235H207ZM236 236V235H235ZM7 237V236H6ZM11 237H13V235L11 236ZM20 237V236H19ZM15 238V239H19V240H16L17 242L19 241V243H17V242H15L14 244H18V245H20V238ZM25 237V236H24ZM24 237H23V239H24ZM73 237V236H72ZM89 237H90V235H89ZM93 237V236H92ZM196 237V236H195ZM202 237V236H201ZM204 237V236H203ZM219 237H221V236H219ZM2 238V237H1ZM10 238V237H9ZM8 237L6 238V240H8L9 239ZM38 238V239H37ZM43 239H44V236L42 237ZM84 238V237H83ZM187 238H188V236H187ZM194 238V237H193ZM70 239V238H69ZM86 239V238H85ZM88 239V238H87ZM91 239V238H90ZM138 239V238H137ZM139 239H140V237H139ZM150 239H151V241H152V243H150ZM177 239H179L178 237H177ZM22 240V239H21ZM27 240V239H26ZM40 240V239H39ZM58 240V241H57ZM61 240V239H60ZM68 240V239H67ZM76 240L77 239H75V241H73L74 243L76 242ZM80 239H78V241H79ZM181 240V239H180ZM179 240V241H180ZM185 240H186V238H185ZM190 240V239H189ZM9 241V240H8ZM12 241V240H11ZM98 241V240H97ZM182 241V240H181ZM180 241V242H181ZM6 242V241H5ZM10 242V241H9ZM8 242V244H7V246L5 245V244H3V245H5L6 247H8V245L9 246H12L11 245V243H13L14 242V240L11 242V243H9ZM25 242V241H24ZM23 242V243H24ZM40 242L42 243V240H40ZM66 242V241H65ZM80 242V241H79ZM87 242H90V241H88L87 240ZM176 242H178V243H176ZM186 242V241H185ZM1 243V242H0ZM7 243V242H6ZM22 243V242H21ZM33 243H35V241L33 242ZM48 243V242H47ZM69 243V242H68ZM67 243V244H68ZM76 243H78V242H76ZM183 243H184V241H183ZM31 244V243H30ZM37 245L39 244V242H37L36 243ZM42 244H44V242L42 243ZM50 244V243H49ZM65 245H66V243H64ZM187 244V243H186ZM17 245V246H18ZM23 245V244H22ZM33 245V244H32ZM37 245L35 246L36 247V249L38 248L39 249V247H37ZM45 245V244H44ZM53 245V244H52ZM81 245V244H80ZM150 245L152 246V248L150 249ZM16 246V245H15ZM16 246V247H17ZM21 246V245H20ZM25 246V245H24ZM21 246V249H25V247H27V246H29V244H27V246ZM38 246H42V245H38ZM48 246V245H47ZM46 246V248H48ZM64 246V245H63ZM78 246H79V244H78ZM78 246H77V248H78ZM183 246V245H182ZM13 247V246H12ZM14 247V250H17V248L19 247ZM97 247H99V248H97ZM3 248H5L4 246L2 247V249ZM11 248V247H10ZM9 248V249H10ZM16 248V249H15ZM28 248V247H27ZM32 248H34V247H32ZM32 248H30V249H32ZM40 248H42V247H40ZM45 248V247H44ZM53 248V249H54ZM63 248V247H62ZM61 248V249H62ZM65 248H66V246H65ZM66 248V249H67ZM178 248V249H177ZM185 247L183 246V248H182V251H184L183 249H184ZM2 249H0V250H2ZM8 248L6 249V250H9ZM11 249H13V248H11ZM11 249H10V252H12L11 251ZM21 249H19V250H21ZM35 249V250H36ZM73 250V251H71L70 252V250ZM181 249V248H180ZM5 250V249H4ZM33 250V249H32ZM31 250V251H32ZM35 250H33L32 252H34ZM45 250V249H44ZM48 251H49V249H47ZM23 251H26V250H23ZM22 251V252H23ZM40 251V250H39ZM38 251V252H39ZM42 251L43 250H41L39 253L41 254L42 253ZM46 251V250H45ZM48 251H47V253H48ZM182 251H180V252H182ZM1 252V251H0ZM5 252V251H4ZM6 252H8V251H6ZM14 252V251H13ZM13 252L12 253H10V254H12L11 256H13L14 254H13ZM16 252V251H15ZM20 252V251H19ZM21 252V253H22ZM29 252H30V250H29ZM36 252V251H35ZM32 253V254H36V253ZM178 252V251H177ZM3 253V252H2ZM31 253V252H30ZM61 253V254H60ZM9 254V255H10ZM20 254V253H19ZM24 254V256H25V254H26V252L25 253H23ZM22 254V255H23ZM43 254V253H42ZM45 254H46V252H45ZM49 254V255H50ZM158 254V255H157ZM202 254V253H201ZM1 255V254H0ZM8 255V254H7ZM21 255V254H20ZM21 255V256H22ZM26 255H28V254H26ZM30 255V254H29ZM48 254H47V256H49ZM152 255H154V257L152 258V259H150V256H152ZM168 255V254H167ZM177 255H179V253L177 254ZM1 256H3V255H1ZM11 256H3V257H7L5 260H7V262L6 263H11V261H13V260H15L14 262H16V259L17 258H19V259H21V258H23L24 256H22V257H18L17 256V258L16 259H12V260H10L9 261V259H8V257L11 259L12 257ZM16 255H14V257H15ZM33 256V255H32ZM31 256V257H32ZM36 256V255H35ZM38 256H41V255H38ZM45 256V255H44ZM44 256H41L42 258L44 257ZM174 256V255H173ZM2 257V258H3ZM13 257V258H14ZM27 258H31V257H29V256H26ZM25 257V258H26ZM37 257V256H36ZM52 257V258H53ZM57 257V258H56ZM170 257V256H169ZM203 257V256H202ZM33 258V257H32ZM35 258V257H34ZM33 258V259H34ZM40 258V257H39ZM39 258H36V259H38V261H39ZM45 258V257H44ZM180 258V257H179ZM18 259V261H20ZM33 259H31L32 261H34ZM46 259H48V258H46ZM1 261H2V259H0ZM22 260V259H21ZM28 260V259H27ZM30 260V262H32ZM49 260V259H48ZM51 260V259H50ZM164 260V259H163ZM169 260V259H168ZM170 260H172L171 258H170ZM203 260H205V259H203ZM202 260V261H203ZM0 261V262H1ZM4 261H2L3 263H5ZM9 261V262H8ZM26 261V260H25ZM25 261H23L24 263H25ZM37 261V260H36ZM41 261V260H40ZM44 261V263H46L47 264V262H45V259L43 260ZM182 261V260H181ZM22 262V263H23ZM42 262V261H41ZM166 262V261H165ZM164 262V263H165ZM28 263V262H27ZM36 263H38V262H36ZM35 263V264H36ZM51 263H53V262H51ZM168 263H169V261H168ZM198 263H200V262H198ZM205 263V262H204ZM2 264V263H1ZM17 264V263H16ZM21 264V263H20ZM32 264V263H31ZM34 264V263H33ZM39 264H42V263H40L39 262ZM49 264V263H48ZM160 264H163L162 262L160 263ZM188 264V263H187ZM203 264V263H202ZM254 264H256V263H254ZM263 264V263H262Z\"/></svg>",
	"mask_w": 264,
	"mask_h": 264
}]
</instances>
